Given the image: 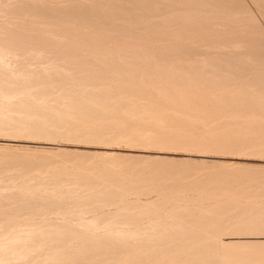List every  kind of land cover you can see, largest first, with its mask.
Here are the masks:
<instances>
[{"label":"rangeland","instance_id":"374dc122","mask_svg":"<svg viewBox=\"0 0 264 264\" xmlns=\"http://www.w3.org/2000/svg\"><path fill=\"white\" fill-rule=\"evenodd\" d=\"M19 2V0H16V2H15V0H14V2L17 4L18 2ZM27 1H28V3H27ZM29 1H33V0H26V2H25V0L21 3V2H19L20 4H22V5H26V6H24V7H22V6H20L21 8H19V6L17 7V5H16V7H17V9H20V10H23L22 8H26V7H29V3H31V2H29ZM35 1H37V0H35ZM33 2L31 5L33 6L32 8H31V12L32 11H34L33 9H35L36 11H35V13H36V16L35 17H40L42 14L43 15H45L46 16V14H45V12L47 13V17L49 16V18H51L52 17V19H49V18H46L45 16H42L43 18H44V20H43V18H42V20H41V18H40V20L38 21L37 19L38 18H35L34 17V20H32L33 21V23H32V21H31V23H29L30 21H29V19H27V18H25V16H22V14H20V13H22L23 11H25V10H23V11H18L17 12V14H16V8L15 7H13V9L15 10H12L11 8V11L12 12H15V13H13V14H11V11H10V14H9V12L8 11H6L8 8H9V6H5L4 4H0V10H3V12L4 11H6L5 13L7 14V12H8V14H9V16L7 17L6 15H3L2 14V12L0 13L1 15V17H2V15L3 16H5V17H7V18H0V21H2V22H0V23H3V24H1L0 26V28H1V30H3V29H5V30H8V29H6V28H10L9 30L11 31V29L13 30V32L16 30V28L18 27V28H20L21 27V25H23L24 26V28H20V30H24L26 27V29L22 32H20V30L18 29V30H16V35L13 33V34H10L11 32L9 31V33H8V31H5L4 30V33H5V35H6V32L9 34H7V36H8V39L11 37V38H15L14 40H16V38H17V40L16 41H12L13 39H11V42L14 44V46H16L15 45V42L17 43V41L18 40H20L21 41V43L23 42V40L24 39H26L27 41L26 42H28V39L27 38H29L31 41H34L32 38H33V35H35V32H33V30L31 29V28H34L35 30L34 31H36V29H37V33L38 34H36L34 37V39H37L38 40V38H42V36L44 35L45 37H44V39L42 38H40L41 39V41H43V40H45V41H43V43H48L47 44V46L46 47H44V45H46V43L45 44H43V47L44 48H42V43H41V41H40V39L38 40V42L39 43H41V45L37 42V43H32L31 41H29L30 43H32L33 44V46L32 45H30V43H29V45H27L26 43L24 44V43H22V44H24V45H22V47L20 48V50L22 51L23 50V48L24 49H26L25 47H23V46H25V45H27L26 47L28 48V50H30V51H28L29 53H33V50H32V48L34 47V46H36V47H34V53L33 54H35L36 53V50H37V52H39V49H45V50H48L49 48H50V50H51V52H52V56L53 57H60V56H63V55H66L68 52L69 53H74V52H70V51H72V50H74V49H77V48H79L78 50H77V52L80 50V46H83V48L84 49H88L89 47L88 46H90V45H92L90 48H92L93 46H98L97 47V49H96V47H94L92 50H93V53H98V52H100V54H101V51L102 50H98V48L99 49H101V48H103V49H105L104 50V52H103V54H105L106 55V50H108L109 52H110V50L112 51H114L115 50V52L114 53H116L117 51H118V53H119V56L120 55H122V57H124V58H121V56L120 57H118V54H116L117 56H116V58L118 57V58H121V59H125V62L124 63H126V65L124 64H121L123 67H126V68H123L121 65H112V64H110V62H106L105 60L106 59H103L104 57H103V54H101V55H99L100 57H101V59L102 60H104V61H99L98 62V60H100L99 59V56H98V54H97V56L95 55V54H93V53H89L90 51H88V52H86L83 48H81V50L80 51H82V49L86 52V53H88V54H90V55H88V56H86V57H83V55H84V52L82 51V54L80 53V56H79V52H78V54L75 52V54L77 55V56H79L80 58H79V60H80V62H83V61H85V63L83 64V63H81V65L82 66H84L86 69H88V70H91V68L93 69H95L96 71H94V69H93V71H91V73L89 72V71H86V73H85V76H86V74L87 75H89V73L91 74V76H94V77H98L99 75H100V78L98 77V78H95V81L97 82V84H96V82H94V80L92 79V82L95 84V85H97L95 88H94V84H93V88L91 89L90 87H83L84 89H86L88 92H96V93H94L96 96H97V98H96V96L95 95H90V96H88V97H90L91 99H93L92 100V104H93V106H91L93 109H92V111H89V109L91 110V108L89 107V109H88V107H86V113H85V107H84V105L87 103V102H80V101H82V100H79V99H77L76 97V99H77V102H76V99L74 98V97H72V98H74V99H72V98H65V100L64 99H62V103H65L66 105L64 106V104L61 106V105H53V106H57V107H60L61 109H62V112H63V115H62V112L60 111V109H58L57 107H53L51 104H50V106H47V105H49V104H45V106L44 107H53V108H56V110L57 111H60L61 112V114L60 115H58V114H56L57 113V111L55 110V109H53V108H51V109H53L54 110V112L52 113V111L53 110H51L50 111V109L49 108H42L41 109V107L40 106H43L42 105V102H43V95H41L40 94V96L38 95V96H36L35 97V100H34V102H36V103H34V105L36 106V104H37V106L35 107L33 104L32 105H30V107H33V109H30V107H26L27 109H24V110H22L23 108H24V106H19V105H16L15 107H12V108H14V112H15V114H14V112H12V111H9L10 112V114L11 115H14V116H17V114H19V111H21V113H24V114H26L27 115V118H32L33 120H36V122H34V123H36L35 125L37 126H30L31 128H27V126H24L23 127V129H24V131H23V129H19V130H17V129H15L16 131H14V129H12V128H14V126L11 124V123H13V122H10V123H4V122H1L0 123V127H2L1 125H3V123H4V125H6V126H4L3 125V127H4V129L3 130H5V131H3V130H1L2 128H0V148H1V150L0 151H2V152H4L5 150H9V149H12L13 151H15V153H21V152H23L24 154H25V152H27L26 153V156H28V157H31V156H35L36 155V157H34V158H37V157H40L39 156V154H41L42 153V155H41V157L43 156L44 158H46L47 157V154L49 155V153H50V155L52 156V154L54 155L55 154V156H54V158L55 159H57L58 161H59V159L60 160H62V159H65V161L64 160H62V161H64V162H61V161H59L60 163H62V166L64 167V168H66V166H69V167H72V168H74V167H77L79 164H80V166L81 167H84L85 166V168L86 169H88V168H94V169H88V171H90V173H93L94 171L95 172H97L98 170H101V171H99V172H97V173H99V174H101L100 172H102L103 171V173H104V169L107 167V163L109 162V161H112V163L114 162V160H116L113 164H112V167L114 166V168H116V167H118V165H117V163H119L120 164V170H121V168H126V166H127V164H128V166H129V168L127 169V170H130V168H131V170H133L132 172H133V174L134 173H136V171H138L136 174L137 175H133L132 174V172H130V176H129V174H127V172L125 171V174L127 175V176H125V174L122 172V174L119 176V178H120V180H117V179H119L117 176H116V174L114 175L113 174V179H114V181L112 180V182H114L113 184H115V182H116V184L115 185H117V184H119L118 182H120V184L119 185H121V186H123L125 183H127L129 180H127L128 178H130V181H131V183H132V185H133V187H134V185H136V184H134V181L135 182H138V187L139 188H141L140 186H141V184L143 185V183H139V181L140 182H144V184L145 183H151L152 182V177L153 178H158L157 180H155L156 181V183H155V181H153L155 184H153V187H151L152 189H154L155 188V185L156 184H159V183H161L160 185H161V188L160 189H162V188H164V187H168V186H171V185H173V184H175L174 186H172L173 188H177V187H179V182H175V181H180V183H181V187H183V188H185V186H184V183L186 184V185H188V186H186V188L188 189V190H190L191 188L189 187L190 185L192 186V188L194 189H191V190H193V191H189L188 192V190L186 189V191H182V194H183V196L184 195H186V199L184 198V197H182V200H180L179 198L182 196V194L180 193L181 192V190H180V192L178 191L179 189H177V190H173V192L172 191H170V192H172L173 194H171V193H168V192H166L165 190H163V191H160V194L159 193H157V192H152V194H151V192H149V193H147V194H143V192L140 190V192H141V196L140 195H137V194H139L140 192L138 191V190H136L135 191V189L136 188H138V187H136L135 186V189L134 190H130V192L128 193H126L124 196H111V198L113 197H115L114 199H112L113 201L115 200L116 201V203H115V201L113 202L112 200H110L111 198H108L111 202H110V205H108L109 204V201H108V199H107V197H106V199L104 198V197H102L101 199H103V201H104V203L106 202V201H108V203L106 204H104L103 202H100V203H98L97 204V202H96V204H94V205H92V208L93 209H97V208H94L93 206H95V207H98V209H97V211L95 212H93L94 214H96V216H97V214H98V212L99 213H104V210H106L107 212H105L104 214H100L99 216L101 217H99L100 218V221H101V226H103V225H105V224H107V223H109V222H111V220L112 219H115L116 221H120V222H122V221H124L125 220V218H126V215H128V216H132L133 218H135L134 217V215L133 214H135L136 215V213H131V211L132 212H134L135 211V209H139V206H141V203L143 204V203H146V202H141V201H148V202H150V203H152L153 204V206L150 204V207H153L152 209L154 210L153 211V213H152V215H157V216H155L154 217V219H156V217H157V219L156 220H161L162 219V222H165V223H169V222H172V221H174V223H176V224H180V225H186L185 224V222L186 221H190V222H193V223H196V224H194V228L196 229V228H198V229H194V228H190V226L189 227H187L185 230L187 231V232H185V230H182L183 232H182V234H179L178 236H176L175 238H177V237H179V239L181 238V240L183 239H185L184 240V242H179V241H176L177 243H175V242H173V245H172V243H170L169 244V246L171 245V246H178V244L180 245H184V246H187V245H185V242H187V244H189L188 243V237L187 236H189L188 234L192 231L191 229H193V230H195V231H198L199 229H201V226L203 225H201L200 223H203L204 222V224H206L207 225V227H209V226H212V225H214V227H217L214 223H213V221L211 222V220H209L210 218L208 217H205L204 218V216H203V214H204V212L205 211H207V210H210L211 208H210V206L211 207H213L214 208V206L216 205L217 206V204L218 203H220L221 204V206H218V207H216L215 206V209L216 210H218V213H220V212H226L225 213V218L227 217V216H229V214H236V210H237V212H238V210H244V211H242L243 213L241 214V216L243 215V217H241L242 219L244 218V220L242 221V219H241V221H240V224H242V225H240V228L242 227V231L241 230H239V231H241L240 233H242V234H238V232L239 231H235L234 233H236V234H234L233 233V235H230V234H228V233H226L225 235H224V232L222 231V233H223V236L221 235V234H219V235H221L220 236V238H221V240L219 239V241L220 242H223V243H226V242H239V243H248V242H252V241H254V243L257 241V242H264V232L262 233V232H256V230L257 229H255V227L254 226H256V228H257V225L255 224L254 226H253V224L254 223H257V222H259V218H257V217H259V213L257 214L258 216H256V214H254L255 212H253V210H256L255 208H257L258 207V205L259 204H264L262 201H264V117L263 116H261V118H260V116L259 115H261L260 114V112L263 114L264 113V109H263V102H259L258 100H256L255 99V97L257 96V93L256 92H252L251 90H250V88H249V90L248 89H246L249 85V83L250 82H255L254 84L253 83H250L251 85L250 86H254L256 83V85H255V87H258V90H259V88L261 89L260 90V94L261 95H263L264 96V71H262L261 72V70H260V72H258L257 71V73H254V75L252 76L251 75V72L250 71H252V69H251V67L248 65V67L247 68H249L248 70H247V68L245 69V70H242V71H247V73L246 74H248L249 73V75H247L246 77H248V80H245V81H243L242 82V85H240V86H236L235 88H231V86H228V85H224V83H222V85H221V83L219 84L218 82H220L219 80H217V79H215V77H214V73H213V76L211 77V79H210V74L213 72V69L211 68V67H207L208 69L209 68H211L210 70H208V69H204V72L202 73V74H200L201 75V78H200V76L199 75H196V73L198 72V71H196L195 73L193 72V74L191 73H189L190 74V76L192 75V77L194 76L195 78H192V77H190L189 76V74H188V71L189 72H191L190 70H192L190 67L193 65V64H191V62H190V60L189 59H192V58H190V57H192V55H190V57L189 58H187L186 59V57H188V55H186L185 54V52L188 50V52L190 51V50H196V52H200V54H202V55H208L209 56V54L210 53H214V51H215V53H216V51H217V53L216 54H218L219 56H222V58H221V60L223 59L224 60V58H225V60H227V58H229V60L231 61V62H238L237 60H236V58L238 59V57H240V59L241 60H243V62L245 61V60H247V59H250V60H254L255 58V60H258L259 61V63H261V67H263V65H264V57H261V56H264L263 54H264V0H258V1H253V0H202V2L204 3V2H206V3H209L210 1V3H209V7L210 6H212V7H210V9L212 10V9H218V10H232L233 9V11H238V8L242 5V7H240L239 8V10L240 11H248L249 12V14L251 15V18L252 19H255V22H254V20L253 21H251V20H248V21H243V22H240V20L238 21V20H235L236 22H233V20H232V22L230 21V23H229V21L228 22H225V20H224V23H223V20H222V22H220L221 20H219L218 18L215 20H213V18H212V20H209V19H211V18H208V17H210V15L208 14V15H205V14H203L202 16H200V15H197V16H199L198 18H195L194 20H196V21H190L189 20V18H188V20L186 19V22H185V18H184V16L182 15V13H181V8L182 7H184V6H179V7H181L180 9H179V7H178V5L176 6V4H174L172 1L170 2V3H168L167 5L165 4V6H164V3H163V1L162 0H155V1H157V4L155 3L154 4V6L152 5L154 2L152 1V0H150V1H152V2H150V1H147L146 0V2H142V0H141V2H140V0H138V2H135V1H137V0H131L132 2H133V5L136 3L137 4V8H136V6H133L132 4H129V2H130V0H128V3L126 2V0H124L125 1V4H129L130 5V7L131 8H136V9H138L139 8V10H140V13L138 12V10H136V9H134V10H132L133 11V13L131 14L130 12H132L131 10L130 11H128V10H125V8H126V6L127 5H125V4H122L124 1L123 0H120V1H123V2H121L120 3V6H121V4L122 5H124V8H117V10H116V6H117V4L116 5H113L114 4V0H110L111 2L109 3V2H107V1H109V0H104L105 1V5H107L106 3H108L109 5H108V7H110V4H112L113 5V9H111V10H113V11H111L110 10V8H112V7H110L109 9H108V7H106L108 10H110L111 12H109L107 9L106 10H104V8L102 9L104 12H102V10L100 9V8H102L103 6L105 7V5H103L102 3L103 2H101V1H103V0H100L99 2H98V4L100 3L101 4V6L99 7V9H97L98 8V4L96 5L95 4V2L97 1V0H94V3H92L91 4V1L92 0H90V2H89V0H87L88 2H86V0H59L58 2L55 0H43V1H46L45 3H46V6H47V8H48V10H52V11H49V13H48V10H45L46 9V6H45V4L43 5L42 3H41V1H39V3L37 2ZM50 1V2H49ZM62 1H64L63 3H67V1L70 3L71 2V4H72V1H73V3L74 4H76L77 5V3H78V5H80V7H81V5H82V8L80 9V7H77V10H78V14L76 13V15H74V16H76L77 17V15H79V14H81V15H79L78 17L80 18L79 19V21H81V20H83L84 18L86 19V16L88 15H90V14H93V13H96V12H98V10H100V12L101 13H96L97 14V16L99 15V14H103V13H105V15L103 16V15H99V17H102V18H99V19H101V20H99L98 19V17L96 16V14L94 15V16H96L95 18H94V16L92 17V18H90V21H92V19L94 18V22L92 21L91 23L86 19V21H85V23H86V25L85 26H87L88 24V22L90 23L89 25H92V23L94 24L95 22H96V25L99 23V21H102V19L104 20V22H102L103 24H105V22H106V24H108V25H106V26H111V27H113V28H111L110 30H109V28L108 27H106L105 26V29L106 28H108V30H107V32H109L110 33V35H107V32H104V31H106L105 29H102V28H104V26L103 25H101L100 23H99V26L101 27L100 29L98 28V25L96 26H94V27H92L91 28V26L90 27H83L82 25H83V21H82V24L80 23V25L81 26H77V25H79V23L76 25V24H74V23H77V21L75 20V22H73V20H74V18H76V17H73L72 16V18H73V20H72V18H68V19H66L67 21L65 22V16H66V14L64 15V17H63V13H62V11L64 12V10H65V12L64 13H69V11H67V10H71V8L72 7H74V6H72L71 4H69V5H71V6H66L67 8H69L70 7V9H67L66 7H65V9H63L64 7H61V4H59V3H62ZM118 1V0H117ZM120 1H118L117 3L119 4V2ZM144 1V0H143ZM199 3H202L200 0H197ZM260 1H261V3H260ZM11 2H13V0H11ZM25 2V3H24ZM51 3L52 2V4H49V3ZM58 3V6L60 7V9H61V11H60V9H59V12H61L60 14H59V12L58 11H55V9L56 10H58V6L56 7L55 5H57L56 3ZM77 2V3H76ZM85 4H84V3ZM162 2V3H161ZM212 2H213V4H212ZM218 2V3H217ZM226 2L228 3V5L226 4ZM15 3H13V4H15ZM42 4V5H40L41 7H39V10H40V8L42 9L43 8V10H42V13H41V10L39 11L38 10V5H35V4ZM62 3V4H63ZM66 3L65 4H63V6H65L66 5ZM88 3H90V5H92L91 7H92V9L90 10L89 9V11L88 12H90V11H92V12H90V13H88V12H84V13H87L86 14V16H84L82 13H83V11H85L86 9H88V8H91L90 7V5H88ZM97 3V2H96ZM116 3V2H115ZM172 3V4H171ZM220 3V4H219ZM231 3V4H230ZM256 3V4H255ZM262 3H263V5H262ZM68 4V3H67ZM93 4H95V6H93ZM135 4V5H136ZM150 4H151V6H150ZM161 4H162V6H164V7H162L161 6ZM171 4V5H170ZM224 6H222V5ZM261 4V5H260ZM4 6V9H6V10H4L3 9V6ZM12 5V4H11ZM11 5H10V7H11ZM30 5V6H31ZM52 5V6H51ZM84 5V6H83ZM88 5V7L86 8V9H84V7H86ZM111 5V6H112ZM129 5H128V7H127V9H129L130 7H129ZM148 5V6H147ZM155 5L157 6V8L159 7V10H158V12L159 13H161L162 11L160 10V8L162 7L163 8V14H165L164 15V17L163 18H161V17H158V16H156V14H155V11H157V10H155V9H157V8H155ZM216 5H217V7H216ZM220 6V8H219V6ZM239 5V6H238ZM252 5V6H251ZM37 6V7H36ZM43 6H45V7H43ZM52 8H51V7ZM115 6V7H114ZM119 6V5H118ZM117 6V7H118ZM168 6V7H167ZM171 6H172V8H171ZM216 8H215V7ZM221 6H222V8H221ZM36 7V8H35ZM76 7V6H75ZM96 7V8H95ZM142 7V8H141ZM147 7V8H146ZM149 7V8H148ZM170 7V8H169ZM174 7V8H173ZM177 7V8H176ZM214 7V8H213ZM229 7V8H228ZM231 7V8H230ZM235 7V8H234ZM30 8H29V10H30ZM54 8V9H53ZM82 11V9H83V11H82V13H80L81 11H79V9ZM93 8H95V10L97 9V11H93ZM130 8V9H131ZM151 8V9H150ZM155 8V9H154ZM185 8V7H184ZM188 8H190L189 6H188ZM237 8V9H236ZM242 8H244V10L242 9ZM262 8V9H261ZM76 9V8H75ZM119 9V10H118ZM124 9V10H123ZM144 9V10H143ZM167 9V10H166ZM180 10L179 12L178 11H176V10ZM235 9V10H234ZM250 9V10H249ZM9 10V9H8ZM73 10V11H72ZM72 12H77V10H75L74 11V9L72 8ZM142 10V11H141ZM151 10H153L154 11V15L157 17V19H156V17L153 15V13L151 12ZM172 12H171V11ZM262 10V11H261ZM38 11V12H37ZM44 11V12H43ZM54 11V12H53ZM109 12L108 14H109V16L108 17H114V18H110V20L108 19V17L106 16L107 15V12ZM124 11H125V13H124ZM127 11H128V14H126L127 13ZM149 11V12H148ZM161 11V12H160ZM20 12V13H19ZM26 12V11H25ZM25 12H24V14L23 15H27L28 13L26 12V14H25ZM58 12V15L56 14ZM112 12H114V13H112ZM116 12V13H115ZM118 12V13H117ZM144 14H143V13ZM145 12L147 13V14H149V19L147 18L148 17V15H146L145 14ZM178 14H177V13ZM34 13V12H33ZM34 13V14H35ZM37 13H40L41 15L40 16H38L37 15ZM51 13H52V15L53 16H50L51 15ZM53 13H55L56 14V16H54V14ZM122 13V14H121ZM130 13V14H129ZM135 13H137V16L135 15ZM138 13L141 15V16H143L144 15V17H141L140 19L138 18ZM174 13V14H173ZM180 13V14H179ZM30 14V13H29ZM29 14H28V16H29ZM70 14V13H69ZM69 14H67V15H69ZM72 14H75V13H72ZM72 14H70V15H72ZM111 14V15H110ZM134 14V15H133ZM143 14V15H142ZM150 14H151V17H150ZM168 14V15H167ZM16 15H18V17H19V15H21L23 18H22V21L24 22L23 24H22V21H20V19L21 18H19L18 19V17L16 18L15 16ZM32 15V17L34 16L33 14H30V16ZM59 15H61V16H59ZM69 15V16H70ZM127 15V16H126ZM131 15H133V16H130ZM147 17H146V16ZM154 17H153V16ZM167 15V16H166ZM81 16H83L84 18H82L81 19ZM91 16V15H90ZM126 16V17H125ZM206 16H207V19H206ZM10 17V18H9ZM56 17H60V19H62V20H60V19H58V18H56ZM63 17V18H62ZM68 17V16H67ZM66 17V18H67ZM78 17H77V19H78ZM104 17L106 18V19H104ZM140 17V16H139ZM204 17V18H203ZM260 17H262V18H260ZM53 18H55V19H53ZM133 18V19H132ZM144 18V19H143ZM182 18V19H181ZM7 19H8V24H7ZM12 19H14V21L12 20ZM15 19H18V22H17V20H16V22H15ZM95 19H98V20H95ZM136 19V21H134ZM148 19V20H147ZM152 20V22H151V20ZM201 19V20H200ZM11 20H12V23H11ZM29 22H28V21ZM62 21V22H60V21ZM68 20L70 21V22H68ZM107 20V21H106ZM143 20V21H142ZM145 20V21H144ZM197 20H199V21H197ZM26 21V22H25ZM41 21V22H40ZM47 21H48V23H47ZM58 21H59V23H58ZM88 21V22H87ZM97 21H98V23H97ZM109 21H112V22H109ZM157 21V22H156ZM162 23H161V22ZM184 23H182V22ZM219 21V22H218ZM242 21V20H241ZM9 22L13 25H11V24H9ZM28 22V23H27ZM40 22V23H39ZM68 22V24L69 23H71V22H73L72 24H74V25H68V28H69V30H68V28H67V23ZM136 22V23H135ZM146 22V23H145ZM160 22V23H159ZM171 22V23H170ZM193 22V23H192ZM197 22V23H196ZM238 22H240V23H238ZM248 22L250 23L251 22V24H248ZM109 23H112V24H109ZM113 23H118V24H113ZM153 23V24H152ZM155 23H156V25H155ZM164 23V24H163ZM169 23V24H168ZM216 23V24H215ZM223 23V24H222ZM236 23V24H235ZM33 24V25H32ZM42 24L44 25V26H42ZM46 24H48V25H46ZM49 24L51 25V26H49ZM53 24V25H52ZM58 24V25H57ZM158 24V25H157ZM200 26H199V25ZM30 25H32L31 27H30ZM54 25H55V27H54ZM61 25V26H60ZM77 26V28H76V26ZM116 26L117 28L118 27H120V25L122 26V27H120V28H123L122 30L124 31V32H122L123 33V35L121 34V33H118V32H121V30H120V28H118L119 29V31H117V35H115V36H118V34H119V38L118 37H116L117 39H115V38H113V39H110L109 37L112 35V36H114L110 31L112 30V29H117L116 27H114V26ZM118 25V26H117ZM150 25V26H149ZM165 25V26H164ZM219 25V26H218ZM231 25V26H230ZM248 25V26H247ZM3 26H5V27H3ZM60 26V28H58ZM72 26H75V28L74 27H72ZM145 26V27H144ZM153 26V27H152ZM3 27V28H2ZM29 27V28H28ZM43 27H45V28H47V27H53L54 28V30H53V28L51 29L52 31H53V33L51 32V30H50V28H47L46 30H45V28H43ZM71 27V28H70ZM81 27H83V29H87V30H89L88 28H91V29H93V31L92 30H90V31H86V30H82V28ZM195 29H194V28ZM224 27V28H223ZM228 27H231V28H228ZM39 28H42V29H40L39 30ZM56 28V29H55ZM62 28H63V30H65L64 28H67V31H65V33L62 31ZM79 28H81V30H79ZM96 30H95V29ZM223 30H222V29ZM246 28V29H245ZM48 29L50 30V31H48ZM58 29V30H57ZM99 29V30H98ZM117 29V30H118ZM232 29V30H231ZM30 30H32V31H30ZM42 30V31H41ZM57 30V31H56ZM59 30H61L62 32H60ZM72 31L71 33H72V36H71V33L70 32H68V31ZM75 30H78V31H80V32H84V31H86L85 33L87 34V36H86V34L84 33V35L86 36V37H89V35H90V38H85L84 36H83V34H81L80 32H78V34L79 35H77V39H80V40H76V41H74L75 40V38H74V36L77 34V32L75 31V33L76 34H74L73 32ZM103 30V31H102ZM115 30H112V31H115ZM158 30H160V31H158ZM165 30V31H164ZM221 30V31H220ZM230 32H229V31ZM17 31L19 32L18 34H17ZM28 31H30V33L31 32H33V33H31L30 34V36L28 35L29 34V32ZM135 31V32H134ZM152 31V32H151ZM200 31V32H199ZM207 33H206V32ZM225 31V32H224ZM228 33H227V32ZM238 31V32H237ZM255 31V32H254ZM51 34H50V33ZM55 32H58L59 33V36H58V38L60 39L63 35L64 36H70L68 39H67V37H62V42H64V41H68L70 38H72L73 39V41H72V43H71V48H72V50L70 49V47H68V46H70V45H68L67 46V44L65 43V45L67 46L66 48L64 47L65 45L63 44V43H60L59 42V46H60V44L61 45H63V46H61V47H58L59 49H62L63 47L66 49V53H64L65 52V50H64V52H62L63 50H61V52H60V50L56 47V43L54 44L53 43V39L52 38H49V36L50 37H53L55 34L56 35H58V33H55ZM95 32V33H94ZM161 32V33H160ZM182 32V33H181ZM204 32H205V34H204ZM219 32V33H218ZM28 33V34H27ZM92 35H91V34ZM98 33V34H97ZM108 33V34H109ZM114 33V32H113ZM115 33H116V31H115ZM127 33H129V35L127 34ZM187 33V34H186ZM199 33H200V35H199ZM222 33V34H221ZM227 33V34H226ZM43 34V35H42ZM54 34V35H53ZM62 34V35H61ZM66 34V35H65ZM74 34V35H73ZM89 34V35H88ZM231 34V35H230ZM234 34H236V35H234ZM241 34V35H240ZM247 34V35H246ZM260 34V35H259ZM11 35H15V37L14 36H11ZM26 36V35H28V37H19V36ZM32 35V36H31ZM38 35V38L36 37ZM42 35V36H41ZM54 36L55 38H57V36ZM155 35V36H154ZM233 35V36H232ZM243 35V36H242ZM7 36H5L4 38H7ZM16 36H18V37H16ZM40 36V37H39ZM61 36V37H60ZM81 36H83L84 37V39H88V41L90 40V39H92V41H89V42H91V43H88V41L87 40H85V43H86V41H87V43H86V45L88 44V46H86L85 47V44L83 43V45L81 44V42L82 41H84L83 40V37H80ZM93 36V38H91ZM99 36V37H98ZM111 36V37H112ZM114 36V37H115ZM123 36V37H122ZM126 36V37H125ZM79 37V38H78ZM149 37V38H148ZM153 37V38H152ZM175 37V38H174ZM180 37V38H179ZM233 37V38H232ZM20 38V39H19ZM23 38V39H22ZM96 38V39H95ZM103 38V39H102ZM108 38V39H107ZM152 38V40L150 41V39ZM156 38V39H155ZM158 38V39H157ZM8 39H5L4 41H5V43L7 44V40ZM10 39H9V41H10ZM59 39L57 40V41H59ZM82 39V40H81ZM99 39H101V41L103 42V43H99V42H101ZM146 39V40H145ZM155 39V40H154ZM154 40V41H153ZM163 40V41H162ZM242 40V41H241ZM248 42H247V41ZM4 41H2V42H4ZM8 41V42H9ZM56 41V39L54 40V42H57ZM71 41V40H70ZM98 41V42H97ZM160 41V42H159ZM185 41V42H184ZM253 41V42H252ZM1 41H0V43H2ZM10 42V43H11ZM19 42V41H18ZM35 42H36V40H35ZM77 42V43H76ZM80 42V46H78L79 43ZM94 42V43H93ZM11 43V44H12ZM70 43V42H69ZM68 43V44H69ZM76 43V44H75ZM107 43V44H106ZM248 43H249V45H248ZM36 44H39V45H36ZM49 44L51 45V47L49 46ZM73 44H74V46H73ZM78 44V45H77ZM97 44H101V48L99 47L100 45H97ZM106 44V45H105ZM206 44V45H205ZM242 44V45H241ZM20 46V42H19V44L17 43V46ZM53 45H55V46H53ZM75 45H77L78 47H76ZM102 45H105V46H103L102 47ZM213 47H212V46ZM7 46H8V44H7ZM16 46V47H17ZM31 46V47H30ZM39 46V47H38ZM41 46V47H40ZM54 47V49L52 50V48ZM57 46H58V42H57ZM120 46V47H119ZM125 46V47H124ZM128 46V47H127ZM231 46V47H230ZM255 46H257V47H255ZM259 46V47H258ZM13 45L10 47V45H9V48L11 49V50H14L13 48ZM38 47V48H37ZM55 47L58 49V51H56L55 50ZM75 47V48H74ZM107 47V48H106ZM109 47V48H108ZM113 47V48H119V50L117 49H111V48ZM123 47V48H122ZM184 48V49H180V48ZM217 47V48H216ZM229 47H230V51H229ZM236 47V48H235ZM245 47V48H244ZM8 48V49H9ZM18 48V47H17ZM16 48V49H17ZM30 48V49H29ZM69 48V49H68ZM90 48H89V50H90ZM124 48H126V49H130V50H127L126 51V49H125V51L124 50H122L121 51V49H124ZM193 48V49H192ZM205 48V49H204ZM210 48V49H209ZM215 48V49H214ZM234 48V49H233ZM254 48V49H253ZM9 49V50H10ZM15 49V50H16ZM143 49V50H142ZM165 51H164V50ZM180 51V52H182L183 50V53H181V54H183L184 56V58L182 59V55H175V56H173L175 53L176 54H180V52L178 51V50ZM207 49V50H206ZM260 49V50H259ZM19 50V49H18ZM17 50V51H18ZM67 50H68V52H67ZM70 50V51H69ZM92 50H91V52H92ZM96 50V51H95ZM98 50V51H97ZM151 50V51H150ZM156 50H158L157 52H156ZM159 50H160V52H159ZM164 51L165 53H167L168 52V54H169V50H171L170 51V55H172L173 56V58H172V56H170V55H165V53L164 52H161V51ZM174 50H177V51H173ZM233 50H235V51H233ZM258 50V51H257ZM21 51H18V52H15V53H18L19 54V52H21ZM27 50H24V52H22L23 54H27L28 52H26ZM42 51V50H41ZM57 53H56V52ZM121 51V52H120ZM129 51H131V52H129ZM156 52V54L158 53L159 54V56H158V59H157V55H155V53L153 54V52ZM192 51L190 52V53H192ZM122 52H124V53H122ZM126 52H127V54L129 55V60H128V57H126V56H128L127 54H126ZM178 52V53H177ZM187 52V53H188ZM204 52H207V53H209V54H207V53H205V54H203ZM236 52V53H235ZM19 54V55H21V57H24V56H22L23 54ZM60 53H61V55H60ZM68 53V54H69ZM111 53V52H110ZM108 54V55H111L112 54V56L111 57H114L113 56V53H111V54ZM122 53V54H121ZM133 53V54H132ZM161 53H163L162 54V56H166L165 58L167 59V61L170 59L171 61H172V63H175V64H171V61L169 62L168 61V63H166L167 61H166V59L165 58H163V57H161L160 58V56H161ZM214 53V56H213V54L211 55L210 54V58L213 56L214 58H215V54ZM258 55H257V54ZM17 54V55H18ZM28 55V56H32V55ZM55 54V55H54ZM74 54V55H75ZM124 54V55H123ZM147 54V55H146ZM153 54V55H152ZM225 54V55H224ZM230 54H232V55H230ZM82 55V56H81ZM85 55H87V54H85ZM84 55V56H85ZM115 55V54H114ZM186 55V56H185ZM218 55H216V57H218ZM94 57V59L91 61V58H93ZM168 56H169V58H168ZM177 56H179V58L177 59L178 61H181L182 63H180L179 62V64H180V67H179V65H176L177 63L176 62H178V61H175V62H173V60L174 59H176L177 58ZM225 56V57H224ZM231 58H235L233 61H232V59H230V57ZM245 56V57H244ZM253 56H255V57H253ZM20 57V56H19ZM25 57H27L26 55H25ZM24 57V58H25ZM98 57V60L96 61V58ZM106 57H107V55H106ZM227 57V58H226ZM245 58V60H244V58ZM249 57H253L252 59L251 58H249ZM24 58H20V59H23L24 60ZM81 58H84V59H82L81 60ZM90 59V61H89V59ZM127 58V59H126ZM130 58H131V60L132 59H136V60H133V62L135 61V62H137V61H141V62H138V63H136V64H134L131 60H130ZM138 58V59H137ZM139 58H141V59H139ZM143 58V59H142ZM219 58V60H220V57H218ZM29 59H31V58H29L28 57V59H26L25 58V60H26V62L28 63L29 61H31L32 62V59L31 60H29ZM87 59H88V62H90L91 64H93V65H95L96 63H98V64H96V66L94 67L93 65H91L90 63H88L87 62ZM260 59V60H259ZM25 60H24V63H26L25 62ZM27 60H29V61H27ZM192 60H194V59H192ZM220 60V61H221ZM224 60V62L223 63H225L226 61ZM236 60V61H235ZM239 60V59H238ZM94 61V62H93ZM127 61H131L130 63H128ZM150 62V64H149V62ZM186 61H187V63H186ZM86 62L88 63V66L90 67V68H87V64H86ZM96 62V63H95ZM102 62H104V64L102 63ZM142 62H143V65H142ZM222 62V61H221ZM229 61H227V63H228ZM233 62V63H234ZM23 63V62H22ZM25 64V66L26 67H28L27 65L30 63H28V64ZM95 63V64H94ZM107 63H108V65H107ZM132 63V64H131ZM233 63L231 64V65H233ZM40 64V63H39ZM39 64H37L38 66H35V65H32L31 67H33V68H36V67H38V69H40L39 67H41V66H43L42 64H40V66H39ZM128 64H130V65H128ZM137 64H139L140 66H138V67H135V66H131V65H137ZM154 64V65H153ZM157 64V66H155ZM168 64V65H167ZM170 64H171V66H170ZM187 64V65H186ZM263 64V65H262ZM104 65V66H103ZM106 65H107V67H106ZM109 65H111V67H110V69H108L109 68ZM129 66V69L127 68L128 66ZM148 65V66H147ZM151 65V66H150ZM176 65V66H175ZM181 65H182V67H181ZM195 65V64H194ZM193 65V66H194ZM234 65H239L238 63H236V64H234ZM232 66L233 68L231 69L232 71H234V72H238V68H237V66ZM44 66H46V65H44ZM43 66V67H44ZM118 66L120 67L121 66V68H119L118 69ZM153 66V67H152ZM155 66V67H154ZM172 66H174L173 68H171ZM185 66V67H184ZM43 67H41V68H43ZM98 67H100L101 68V70L98 68ZM115 67V68H114ZM131 67H133L134 69L136 68L137 70H138V72H134V69L133 68H131ZM145 67V68H144ZM161 67V68H160ZM165 67V68H164ZM178 67V68H177ZM111 68H112V70H111ZM118 69L119 71H123V72H121V74L119 73V71L118 70H115V69ZM130 68L131 69H133V71H131L132 73H130L129 71H130ZM138 68H142V70L144 71V72H146V74H147V77L145 76L144 78H143V76H142V74H145L144 72H142V71H139V69ZM169 68H171V69H169ZM177 68V69H176ZM180 68V69H179ZM183 68V69H182ZM189 69L188 71L187 70H185V69ZM106 69V70H105ZM125 69V70H124ZM136 69H135V71H136ZM148 69V70H147ZM179 69V70H178ZM237 69V70H236ZM242 69V68H241ZM251 69V70H250ZM98 70L101 72V73H103L104 71L103 70H105V72L103 73L104 75H102L101 76V74L100 73H98L97 74V72H98ZM114 70V71H113ZM141 70V69H140ZM160 71V72H162V73H160V72H158V71ZM181 70V71H180ZM183 70H185V71H183ZM206 70H208L207 72H206ZM103 71V72H102ZM117 71V72H116ZM125 71H126V73H125ZM127 71H128V73H127ZM149 71V72H148ZM153 73L152 74V76H151V72ZM157 71V73L158 74H156V75H158V76H156L155 75V72ZM201 71V70H200ZM211 71V72H210ZM242 71H240L239 70V72H242ZM92 72H96V73H94V74H96V75H98V76H96V75H94ZM115 72L117 73V74H115ZM108 74L109 73V77L111 76V74H113L112 76H113V78H112V76H111V78L110 79H108L109 77H107L106 78V74ZM140 73V74H139ZM118 74H120L121 76H119ZM125 75L126 76V78H128V79H126V78H124V76L123 75ZM129 74V75H128ZM160 74L163 76H160ZM178 74H180V75H178ZM185 74V75H184ZM205 74V75H204ZM206 74H208V76L206 75ZM130 76V78H133V79H130L128 76ZM135 75V76H134ZM137 75V76H136ZM139 75H140V77H139ZM150 75V77H148ZM198 76V78L196 77V76ZM90 76V75H89ZM90 76V77H91ZM104 76V78H101V77H103ZM135 77V80H134V77ZM142 76V77H141ZM157 77V79L156 78H154V77ZM183 76V77H182ZM219 76V75H218ZM254 78L255 76H258L256 79L254 78H252V77ZM75 77H77V75L75 76ZM78 77H80V76H78ZM77 77V78H78ZM119 77V78H118ZM137 77H139V81L141 82V86H142V88H143V85L144 84H146L144 87L146 88V89H149L150 90V92L152 93H154V96H153V94H152V96H151V99H154V97L155 96H157V98H155V99H158L159 97H160V99H163V98H161V95H162V97H166L165 98V100H167V101H165V103H167V104H165L164 103V101H162V100H160V99H158L157 100V102L159 101H161V104L163 103L164 105H162L161 106V104H159V102L158 103H155L156 102V100L154 99V101L152 102L151 101V99L149 100V101H151V102H147L146 100H147V98H146V96L144 95V94H146L147 92H148V94L149 95H147V97H149L150 95H151V93H149V91H144V92H142L143 91V89L141 88L140 90V92H139V86L140 85H138V84H140V82L137 80ZM159 77H160V79H161V81L158 83V81L160 80L159 79ZM181 78L180 80L179 79H177L178 80V83H177V80H176V78ZM91 78H93V77H91ZM106 78V79H105ZM141 78V79H140ZM184 80H183V79ZM204 78H206V79H204ZM259 78H260V80H259ZM97 79H99L98 81H97ZM103 79V80H102ZM108 79V80H107ZM112 79V80H111ZM118 79H120V80H118ZM122 79V80H121ZM143 79V80H142ZM145 79H146V81L148 82V81H151L152 83H153V81H155L156 83H153V85L151 84H149V83H147V82H145ZM150 79V80H149ZM153 81H152V80ZM159 79V80H158ZM174 79V80H173ZM208 79V80H207ZM101 80V81H100ZM114 80H117L118 82L119 81H123V80H126V81H124V82H127L128 83V81L130 82L129 84H127V85H125V83H123L124 84V86H123V84H122V86H121V82H120V84L119 83H117V82H115ZM142 80V81H141ZM171 80H172V82H171ZM200 82H199V81ZM204 82H203V81ZM253 80V81H252ZM105 81V83H107V85H105V83H102V82H104ZM107 81V82H106ZM109 81V82H108ZM111 81V82H110ZM112 81H113V83H112ZM132 81H133V83H134V85H135V83L138 85V88L135 86L134 88L132 87L133 85V83H132ZM135 81H137V82H135ZM144 81V82H143ZM175 83H174V82ZM180 81V82H179ZM209 83H208V82ZM258 81V82H257ZM33 82V83H32ZM78 82H85V81H78ZM101 82V83H100ZM183 82V83H182ZM202 82V83H201ZM31 83H32V85H31ZM31 83H29L28 84V89L30 90V88L29 87H31V86H33L34 88H33V91L35 90V92L36 91H38V89L39 88H41V87H43V83L42 84H40L39 82H36V81H31ZM35 83V84H34ZM38 83V84H37ZM109 83H110V85H109ZM117 85H116V84ZM162 83V84H161ZM204 83V84H203ZM207 83V85H205ZM34 84V85H33ZM113 84V85H112ZM115 84V85H114ZM118 84L120 85V86H118ZM147 84L148 85H150V86H147ZM154 84H155V86L158 84V85H160V87H165V88H163V90H162V88L160 89V88H157V87H159V86H156V89L158 90H162V91H164V92H162L161 94L155 89V86H154ZM181 84H182V86L183 87H185V88H183L182 86H181ZM244 84H246V87H244L245 85ZM100 85H102L101 87H100ZM128 85H130V86H128ZM132 85V86H131ZM165 85V86H164ZM178 85H180V87L178 86ZM185 85V86H184ZM214 86V88L213 89H215L216 87V89H219V91L217 92V91H214L212 88L210 89L209 87H213ZM109 86V87H108ZM116 86V87H115ZM153 86V87H152ZM174 86V87H173ZM224 86V88H222V87ZM227 86V88H225ZM242 86V87H241ZM262 86V87H261ZM13 87V91H12V88ZM16 86L14 85V86H12L11 85V87H10V89H9V93H14V88H15ZM37 87H38V89H37ZM102 89H100V88ZM105 89H104V88ZM109 88V89H107V88ZM111 87H113V88H115L114 90H116L115 92L112 90V89H110ZM32 88V87H31ZM36 88V89H35ZM121 88V89H120ZM153 88V89H152ZM167 88L168 89H170L171 88V92L173 93L174 92V96H170L169 97V95L171 94V93H169V91L167 90ZM173 88V89H172ZM175 88V89H174ZM183 88V89H182ZM192 88V89H191ZM16 89V88H15ZM42 89V88H41ZM90 89V90H89ZM104 89V90H103ZM124 89H126L127 90V94L129 93V92H131L130 94H129V96L127 95V94H125V90ZM132 89H133V91H132ZM155 89V90H154ZM184 89H187L186 91H184V92H181V90L183 91ZM199 89V90H198ZM241 89V90H240ZM257 89V88H256ZM97 90H101L100 91V93H102V94H98V91ZM119 91V93L121 94V95H119L118 93H116V92H118ZM129 90V91H128ZM136 92H135V91ZM166 90H167V93H166ZM172 90H175L176 92H177V94L179 95H181V96H183V98H181V97H178V95H176V93H175V91H172ZM263 90V91H262ZM30 91H32V89L30 90ZM39 91H40V89H39ZM112 93H111V92ZM123 91V93H121ZM228 92V93H226V92ZM16 92H17V90H16ZM15 92V93H16ZM110 92V95L112 96V98H114V100H115V102H113V99H110L111 98V96L108 94ZM132 92L133 93H135V94H137V95H135V94H132ZM146 92V93H145ZM179 92V93H178ZM187 92V93H186ZM194 92V93H193ZM219 92L220 93H222V95L224 94V96H222L221 94H219ZM246 92V93H245ZM251 92H252V95H251ZM262 92V93H261ZM103 93H104V95H103ZM114 93V94H113ZM143 93V94H142ZM156 93H158L159 94V97H158V95L156 94ZM169 93V95H165V94H168ZM233 93L234 94H237V95H235V97H236V99L239 101L238 103H237V100L235 101V97L233 96ZM255 93V95H253ZM113 94V95H112ZM115 94H117L116 96H115ZM156 94V95H155ZM197 94V95H196ZM200 94H202V96L200 95ZM206 94V95H205ZM227 94L229 95L228 97H227ZM13 95H15V96H13L12 98L13 99H11L10 101L13 103V101L14 102H16V101H18V94L16 93V94H13ZM101 95V96H100ZM109 95V96H108ZM123 95V96H122ZM127 95V96H126ZM132 95H134V96H145V99L142 97H140L142 100H140V98L139 99H137V98H135V97H133ZM176 95V96H175ZM218 95V96H217ZM100 96V97H99ZM104 96H106L108 99H105L106 97H104ZM121 96V97H120ZM131 96V97H130ZM192 96V97H191ZM200 96H201V98H200ZM230 96H232V97H230ZM92 97H94V98H92ZM100 99H99V98ZM102 97V98H101ZM129 99H128V98ZM153 97V98H152ZM172 97V98H171ZM176 97H178V98H176ZM189 97H191L193 100H191V98H189L191 101V103L189 102V104H190V106L188 107V106H183L182 107V105H184V104H182V103H180L179 101H181L180 99H185L184 101L182 100V102L183 103H185V101H189V99L188 98ZM212 97V98H211ZM214 97H215V99H214ZM40 98V99H39ZM136 99L135 101H136V103L134 102V100H131V99ZM150 98V97H149ZM148 98V99H149ZM167 98H171V100L170 99H167ZM180 98V99H179ZM187 98V99H186ZM207 98H211V100L213 99L214 100V102H215V100L217 101V103H220V108L218 107V108H216L218 105H217V103H213L211 100L210 101H208L207 102ZM218 100H217V99ZM96 99V100H95ZM176 99H178V101L176 100ZM245 100V101H243V100ZM248 99V104H251V105H253V106H251L252 107V109H253V107H255L254 109H255V112L254 113H251L250 114V112H253L254 111V109H253V111H249V109L248 108H246L247 106L249 107V105L247 104V100ZM253 99V100H252ZM38 100H41V101H38ZM72 100V101H71ZM98 100H100V101H98ZM103 100H107L106 101V103H105V101H103ZM118 100H119V102H118ZM121 100V101H120ZM126 100H127V102H126ZM129 100H131V101H133L132 103H131V101H129ZM138 100V101H137ZM140 100V101H139ZM178 102V103H175V104H177V105H175V104H172V102L174 101V102H176V101ZM227 100H229V102L227 101ZM38 101V102H37ZM66 101V102H65ZM71 101V103H69V102ZM74 101V102H73ZM78 101H79V105H77L78 104ZM97 101V102H96ZM108 101H111V104H110V102H108ZM123 101H125V103H129L131 106H129V104H122L123 103ZM129 101V102H128ZM168 101H169V103H171L170 105H169V103H168ZM207 102V103H205V102ZM225 101V102H224ZM240 101H241V103L243 104L244 102V104H243V106H244V108L242 107V104L240 103ZM243 101V102H242ZM252 101H254V102H252ZM258 101V102H257ZM10 102V103H11ZM67 102H68V104H67ZM95 103V105L97 106H95L94 105V103ZM98 102H100V103H98ZM113 102V103H112ZM116 102H118V103H116ZM120 102H122L121 103V106H123V107H120ZM139 102V103H138ZM142 102H145V103H142ZM186 102V103H187ZM197 103V106H196V103ZM212 102V103H211ZM228 102V103H227ZM61 103V104H62ZM73 103V104H72ZM75 103H77V104H75ZM83 104V106H81L82 104ZM90 103H91V101H90ZM98 103V104H97ZM106 105H105V104ZM108 103H109V105H112V107L110 108L109 107V105H108ZM148 103V105H146L147 107H148V109L145 107V105H142V104H147ZM157 104V105H155L156 107H160L159 109H160V111H159V109L158 108H156V109H158V111L154 108V106L153 105H151V104ZM199 103H201V104H199ZM210 103V104H209ZM227 105V106H231L230 108H228L225 104ZM232 103V104H231ZM236 103V105L234 106V104ZM260 103H262V104H260ZM38 104H39V106H38ZM76 106H75V105ZM101 104V105H100ZM114 104H116V105H119V107L120 108H126V110L125 109H120L118 106H113ZM179 104V105H178ZM182 104V105H181ZM189 104H187V105H189ZM193 104V106L195 107H193V106H191ZM239 104H241V105H239ZM255 104V105H254ZM256 104H260V105H258V106H256ZM108 105V106H107ZM134 105H135V107H134ZM160 105V106H159ZM166 105V106H165ZM186 105V104H185ZM208 105V106H207ZM216 105V106H215ZM238 105H239V108L241 107V108H243V109H241V111L243 110L244 111V109H245V111L243 112L244 114H245V112L247 113V114H243L242 112L240 113L239 111H237V112H235L233 109H235V110H237V109H239L238 108ZM245 105H247L246 107H245ZM18 106V107H17ZM69 106V107H68ZM99 106V107H98ZM101 106V107H100ZM104 106V107H103ZM128 108H127V107ZM153 106V108H151V107ZM165 106V107H164ZM168 106H169V108H168ZM223 106H224V108H223ZM237 106V107H236ZM260 106H262L261 108H260ZM23 107V108H22ZM66 107L68 110L70 109L71 111H69L68 112V110L67 109H64V108ZM76 107L77 108H79L80 107V109H76ZM109 107V108H108ZM117 107V108H116ZM133 107H134V109H133ZM143 107V108H142ZM163 107V108H162ZM177 107V108H176ZM194 109H193V108ZM232 107H234V108H232ZM22 108V109H21ZM29 108V109H28ZM40 109V111L42 110L43 111V114L45 113L46 115H47V113H48V111H49V113H48V115L46 116L45 114L43 115V121H41L42 120V118H39L40 116L39 115H41V117H42V114H39V113H42V111L40 112V111H38L39 109ZM81 108H83V109H81ZM115 110H114V109ZM134 110H132V109ZM190 108V109H189ZM204 108V109H203ZM250 108V107H249ZM257 108H260V110H262V111H260L259 109H257ZM19 109V110H18ZM34 109H36L35 111H34ZM48 109V110H47ZM100 111V113H99V111ZM101 109V110H100ZM103 109H104V111H103ZM118 109V110H117ZM138 109H140V110H138ZM149 111V112H147V110ZM151 109V110H150ZM163 109V110H162ZM175 109V110H174ZM216 109H217V111L219 110V112L217 113V111H216ZM239 109V110H240ZM256 109H257V111H256ZM11 110V109H10ZM13 110V109H12ZM18 110V111H17ZM26 110V111H25ZM30 110V111H29ZM31 110H33L32 112H33V114L36 112V114H34V115H31L30 113H28V111L29 112H31ZM64 110V111H63ZM67 110V111H66ZM73 110H75V111H77V112H75V111H73ZM78 110H80V112L78 113ZM110 110V111H109ZM116 110H117V112L119 113V114H121V115H124V116H119V114L118 113H116ZM120 110V111H119ZM130 110V111H129ZM152 110H155V111H152ZM214 110V111H213ZM250 110H251V108H250ZM47 113H46V112ZM56 111V112H55ZM108 111V112H107ZM127 111V112H126ZM136 111V112H135ZM140 111V112H139ZM146 111V112H145ZM151 111V112H150ZM209 111V112H208ZM214 112V113H212V112ZM233 111H234V113H233ZM12 112V113H11ZM39 112V113H38ZM67 112V114H65ZM82 112V113H81ZM88 112H90V115H89V113ZM95 114H94V113ZM103 112V113H102ZM111 112H112V114L116 117H114L112 114H111ZM122 112V113H121ZM124 112V113H123ZM125 112H126V114H125ZM129 112V113H128ZM132 112V113H131ZM135 112V113H134ZM141 112H145V115H143ZM205 112V113H204ZM221 112V113H220ZM38 113V114H37ZM52 113V114H51ZM68 113H69V115H68ZM73 113V114H72ZM76 113H78L79 115L81 114V116H79L78 114H76ZM88 113V114H87ZM92 113V114H91ZM107 113H110V115L109 114H107ZM115 113V114H114ZM133 114L132 116H131V114ZM138 113H140V114H138ZM168 113H169V116H168ZM181 113V114H180ZM206 113H207V115H206ZM225 114V115H223V114ZM230 113H233L234 115H230ZM249 113V114H248ZM257 114V116L256 115H254V114ZM49 114H51V115H54V114H56L54 117L52 116L51 117V115H50V117L51 118H49L48 116H49ZM96 114H99V115H96ZM136 114V115H135ZM160 114V115H159ZM173 114V115H172ZM200 114V115H199ZM205 114V115H204ZM210 114V115H209ZM214 114V115H213ZM221 114H222V116H221ZM227 114V115H226ZM243 114V115H242ZM30 115V116H29ZM38 115V116H37ZM65 115H68V116H65ZM72 115V116H71ZM75 115H77V116H75ZM84 115V116H83ZM93 115V117H90V116H92ZM94 115H95V118H94ZM109 117H108V116ZM127 115V116H126ZM131 117H130V116ZM212 115V116H211ZM217 115V116H216ZM248 115V116H247ZM250 115V116H249ZM33 116V117H32ZM62 118H64V119H62ZM69 116H70V118H69ZM87 116V117H86ZM97 116V117H96ZM103 116H107L108 118L106 119V118H104ZM111 116H113L112 117V119H110L111 118ZM140 116V117H139ZM145 116V118L143 119V117ZM147 116V117H146ZM205 116V117H204ZM244 116V117H243ZM37 117H38V119H37ZM46 117V118H45ZM58 117H60V122L58 121V119L57 118ZM76 117V118H75ZM84 117V118H83ZM86 117V118H85ZM103 117V118H102ZM119 117H121V119L119 118ZM127 117V118H126ZM171 117V118H170ZM208 117V118H207ZM212 117V118H211ZM214 117V118H213ZM219 117H221V118H219ZM231 117V118H230ZM74 118V119H73ZM91 118V119H90ZM97 118H99L98 120H97ZM103 120H105V121H103ZM133 118H135V119H133ZM136 118H140L139 119V121H138V119L136 120ZM169 118V119H168ZM200 118V119H199ZM244 118V119H243ZM40 119V120H39ZM56 121H55V120ZM67 119V120H66ZM69 119H71V120H69ZM78 119V120H77ZM84 119H85V123L86 124H84L83 122H84ZM88 119V120H87ZM90 119V120H89ZM96 119V120H95ZM101 119V120H100ZM111 121H110V120ZM114 119V120H113ZM116 119V120H115ZM118 119V120H117ZM120 119V120H119ZM123 119H127V120H123ZM132 119V120H131ZM146 119H147V121H146ZM173 119V120H172ZM184 119H186L185 121H184ZM217 119V120H216ZM244 121H243V120ZM51 120H53L54 121V123H57L58 124V126H56L54 123H53V121H51ZM83 120V122H81ZM108 120V121H107ZM125 122L126 121V125L122 122ZM128 120H130L129 122H130V125L129 126H131V125H133L132 126V128L130 127V129H129V126H128ZM136 120V121H135ZM142 120V122L144 121V123H142V122H140ZM180 120H182V122L180 121ZM216 120V121H215ZM231 120V121H230ZM239 120H241V121H239ZM41 122L42 123V125L41 124H38V122ZM45 121H50L49 123H47V122H45ZM72 121H76V122H72ZM80 121V122H79ZM88 121V122H87ZM91 121V122H90ZM103 121V122H102ZM114 123H113V122ZM116 121V122H115ZM138 121V122H137ZM199 121V122H198ZM210 121V122H209ZM212 121V122H211ZM223 121V122H222ZM230 121V122H229ZM250 121V122H249ZM252 121V122H251ZM254 121V122H253ZM261 123H260V122ZM53 124H52V123ZM63 122H65L66 123V125H65V123L63 124ZM67 122H69V123H67ZM71 122V123H70ZM78 122V123H77ZM93 122H94V124H93ZM101 122V123H100ZM106 124H105V123ZM107 122H108V124H107ZM110 122H112V123H110ZM132 122H134V124H131ZM139 124V125H141V127H139V125L137 126V123ZM149 123V124H147V123ZM177 122V123H176ZM232 122H234L233 123V125L231 124ZM239 122V123H238ZM241 122V123H240ZM243 122V123H242ZM246 122V123H245ZM256 122H258L259 123V125L256 123ZM75 124V127H74V124ZM77 123V124H76ZM88 123V124H87ZM91 123V124H90ZM117 123H118V125H117ZM136 123V124H135ZM201 123V124H200ZM209 123V124H208ZM230 125H228V124ZM251 123V124H250ZM254 123V124H253ZM7 124H9V130H8V128H7ZM14 124V123H13ZM19 124V123H18ZM60 124H62V125H60ZM69 124H71V127H69L70 125ZM84 124V125H83ZM100 124V125H99ZM112 126H111V125ZM146 124V125H145ZM150 124H151V126H150ZM191 124V125H190ZM199 124V125H198ZM222 124V125H221ZM15 125V124H14ZM38 125L39 126H43V127H41L40 129H41V131L43 132H41V131H39L40 129H39V127H38ZM46 125H48V126H46ZM53 127H52V126ZM59 125L61 126V128L59 127ZM80 125V126H79ZM85 126L84 127V129H83V126ZM106 125V126H105ZM107 125H110L111 126V128H113V130L110 128V126L108 127ZM114 125V126H113ZM145 126V127H147L148 125H149V127H151V129H149V131H147L143 126ZM212 125H214V126H216V128L214 127V126H212ZM63 126V127H62ZM68 128H67V127ZM79 126V127H78ZM82 126V127H81ZM123 126V127H122ZM124 126H125V128H124ZM127 126V127H126ZM135 126H136V128H139V130L141 129V128H143L144 129V132H140L139 130H138V132H137V130H136V128H135ZM173 126V127H172ZM184 126V127H183ZM187 126V127H186ZM225 126V127H224ZM229 126V127H228ZM234 126V127H233ZM246 126V127H245ZM254 126V127H253ZM29 127V126H28ZM33 127H34V129L36 130L35 132L38 134H36L35 132H33L32 131V129H33ZM36 127V128H35ZM55 127V128H54ZM76 127H78V129L79 130H77V128ZM89 127H91L90 129H89ZM95 127V128H94ZM105 127V128H104ZM107 127V128H106ZM160 127V128H159ZM213 128L214 130H210V128ZM228 127V128H227ZM247 128L248 127V129H246L245 130V128ZM253 127V128H252ZM256 127V128H255ZM48 128H50L48 131H46ZM56 128H57V130H56ZM67 128V130H69V131H67V130H65ZM70 128V129H69ZM71 128H72V130H71ZM75 128V129H74ZM97 128V129H96ZM100 128H102L103 129V131L101 132V130H100ZM108 128H109V130H108ZM116 128V129H115ZM126 128H128V130H126ZM190 128V129H189ZM211 128V129H212ZM230 128V129H229ZM258 128V129H257ZM28 129V130H27ZM44 129V130H43ZM105 129H107L106 131H105ZM111 129V130H110ZM115 129V130H114ZM123 129V131L125 130L126 131V135L123 133V131H121ZM154 129V130H153ZM197 129V130H196ZM229 129V130H228ZM250 129V130H249ZM22 130V131H21ZM77 130V131H76ZM81 130V131H80ZM97 130V131H96ZM129 130L131 131V133L134 135H132L131 133L129 134L128 132H129ZM135 130V131H134ZM146 130V131H145ZM150 130H152V131H150ZM228 130V131H227ZM232 130V131H231ZM234 130V131H233ZM242 132H241V131ZM248 130V131H247ZM253 130V131H252ZM258 130V131H257ZM10 131H11V133H10ZM20 131L22 132V133H20ZM27 131V134H25V132ZM28 131H32L30 134H29V132ZM48 133H46V132ZM61 131V132H60ZM66 131V132H65ZM91 131L93 134H90V135H88V134H86V133H89V132ZM114 131H116V134H115V132ZM124 131V132H125ZM196 131V132H195ZM221 131V132H220ZM9 132V133H8ZM14 132V133H13ZM55 133V132H58V135L55 133V135L54 136H51L52 134L51 133ZM77 132V133H76ZM90 132V133H91ZM95 132V133H94ZM101 132V133H100ZM105 132V133H104ZM111 132V133H110ZM118 132H120V135L118 134ZM136 132V133H135ZM152 132V133H151ZM195 132V133H194ZM198 132V133H197ZM212 134H211V133ZM224 132V133H223ZM235 132V133H234ZM237 132V133H236ZM239 132H240V134H239ZM2 133V134H1ZM7 133V134H6ZM15 133H17L18 135H20L19 137H17L18 135L17 134H15ZM24 133V134H23ZM33 133L34 134H36V135H34L33 136ZM64 134V135H61V134ZM81 133V134H80ZM83 133V134H82ZM96 133H97V135H96ZM100 135H99V134ZM123 133V134H122ZM138 133H139V136H136V135H138ZM140 133L142 134V135H140ZM173 133V134H172ZM6 134V135H5ZM12 134V135H11ZM13 134H15V135H13ZM25 136H23V135ZM50 134V135H49ZM128 134H129V136H128ZM197 134V135H196ZM203 134V135H202ZM221 134V135H220ZM227 136H225V135ZM231 134V135H230ZM10 135V136H9ZM21 135H22V137H21ZM46 135V136H45ZM79 135V136H78ZM81 135V136H80ZM88 135V136H87ZM118 135H119V137H118ZM186 135V136H185ZM188 135V136H187ZM242 135V136H241ZM4 136V137H3ZM7 136V137H6ZM12 136H13V138H12ZM124 136H125V139H123L124 138ZM131 136H133V137H131ZM191 136H192V138H191ZM203 136H204V138H203ZM234 136V137H233ZM38 137V138H37ZM101 137H103V138H101ZM121 137H122V139H121ZM128 137V138H127ZM135 137V138H134ZM153 137V138H152ZM197 137V138H196ZM214 137V138H213ZM217 138V140H216V138ZM219 137V138H218ZM223 137H224V139H223ZM232 137H233V142H232ZM12 138V139H11ZM16 138V139H15ZM99 138V139H98ZM130 138V139H129ZM162 138V139H161ZM170 138V139H169ZM208 138V139H207ZM2 139V140H1ZM103 139V140H102ZM153 139V140H152ZM185 139L188 141V142H186L185 141ZM193 139V140H192ZM226 139V140H225ZM240 139V140H239ZM102 140V141H101ZM112 140V141H111ZM131 140V141H130ZM167 140V141H166ZM178 140V141H177ZM192 140V141H191ZM231 140V141H230ZM15 141V142H14ZM107 141V142H106ZM110 141V142H109ZM137 141V142H136ZM161 141V142H160ZM178 143H177V142ZM225 141V142H224ZM237 141V142H236ZM139 142V143H138ZM199 142V143H198ZM202 142V143H201ZM224 142V143H223ZM232 142V143H231ZM188 143V144H187ZM192 143V144H191ZM202 145H201V144ZM209 143V144H208ZM228 143V144H227ZM194 144V145H193ZM196 144V145H195ZM206 144V145H205ZM233 144H236V145H233ZM243 144V145H242ZM188 145V146H187ZM209 148H208V147ZM212 146V147H211ZM236 146V147H235ZM108 147V148H107ZM195 147V148H194ZM3 148H5L4 149V151L2 150ZM7 148V149H6ZM109 150V151H108ZM35 151V153L33 154V152ZM36 151H37V154H36ZM43 152H45L44 154H43ZM14 153V152H13ZM52 153V154H51ZM113 155H112V154ZM30 156H29V155ZM46 154V155H45ZM61 154H63V156L61 155ZM65 154H66V156H65ZM94 154V155H93ZM108 156H113V157H108ZM49 155V157H51ZM61 156V157H58V156ZM100 155V156H99ZM20 156H23V154L21 153V155ZM77 156V157H76ZM25 157V156H24ZM27 157V158H28ZM40 157V158H41ZM48 157V158H49ZM80 157V158H79ZM82 157V158H81ZM95 157V158H94ZM99 157V158H98ZM101 157H106V161H108V162H106V161H104L105 159H103V158H101ZM39 158V159H40ZM59 158V159H58ZM67 158H69L70 159V161L68 162V160H67ZM73 158H74V160H76V158L78 159V160H76V161H78V163L79 164H77L76 163V161L74 162V160H73ZM94 158V159H93ZM107 158H109V160H107ZM120 158V159H119ZM39 159L37 158V159H35V160H38L39 161ZM47 159V158H46ZM43 159L42 158V160H44V162H47V161H49V162H52L53 161V158H49V159ZM54 159V160H55ZM101 159L105 162L104 164H103V162L101 161ZM46 160V161H45ZM86 160V161H85ZM118 160H119V162H118ZM38 161H36V162H38ZM40 161H41V159H40ZM56 161V160H55ZM72 161H73V163L75 164V165H73L72 164ZM80 161V162H79ZM82 161H84V162H82ZM89 161V162H88ZM99 161V162H98ZM101 161V162H100ZM129 161H131V162H129ZM135 161V162H134ZM41 162H43V161H41ZM49 162H47V163H49ZM57 162V161H56ZM81 162L82 163H84V166H83V164H81ZM122 162V163H121ZM52 163H54V161L52 162ZM67 163V164H66ZM87 165H86V164ZM102 163V166L100 165V164ZM111 163V162H110ZM110 163H109V165H110ZM132 163V164H131ZM64 164V165H63ZM76 164H77V166H76ZM100 165V167L99 166H97V165ZM117 166H116V165ZM125 164H126V166H125ZM135 164V165H134ZM89 165V166H88ZM93 165V166H92ZM146 165V166H145ZM88 166V167H87ZM116 166V167H115ZM123 166V167H122ZM135 166H137V167H135ZM81 167H77V168H75L74 170L75 171H81V170H83V168H81ZM156 167V168H155ZM64 168L63 169H61L62 170V172L64 173ZM104 168V169H103ZM114 168H113V170H114ZM133 168V169H132ZM139 168L140 169H143V171H141L140 170V172H139ZM95 169H97V170H95ZM144 169H145V171H144ZM162 169V170H161ZM60 170V171H61ZM119 170V169H118ZM130 170V171H131ZM152 171V170H154V175H152V176H150L151 174L149 173V178H150V180L149 181H142L141 179H143V178H145L144 176H146L147 178H148V176L145 174V173H147V172H149V171ZM68 171V170H67ZM92 171V172H91ZM115 171H117L116 169H115ZM72 172H74V171H68V173H69V177L68 176H66V175H68V174H62V175H64V176H66V177H62V179H64L63 181H60L61 182V184L62 185H65V187L66 188H73L74 186H75V184H73L74 182H76V179H75V177H74V175H73V173ZM82 172H85L86 173V171L85 170H83ZM81 172V173H82ZM114 172V171H113ZM157 172H159V173H157ZM173 172V173H172ZM188 172V173H187ZM216 172V173H215ZM224 172L228 175V177H226L227 175L226 174H224ZM65 173H66V170H65ZM71 173V174H70ZM84 173V174H85ZM88 173V172H87ZM152 173V172H151ZM152 173V174H153ZM181 173V174H180ZM83 174V175H84ZM118 174V173H117ZM124 174V177L126 178L127 177V179H125V178H122V175ZM143 174H145V175H143ZM148 174V173H147ZM201 174V175H200ZM206 174V175H205ZM213 176L214 174H215V176L217 177V174H218V176L220 177H218L217 179L218 180H216L217 182V184L215 183V176L214 177H212V179L214 180V182H210L209 180V178H206V179H208V181L211 183V185H213L212 187H215V188H211V185H210V183L205 179V177H210L211 178V175ZM224 174V175H223ZM230 174V175H229ZM71 175V176H70ZM138 175L141 177V179L139 180V181H137L138 179H139V177H138ZM142 175H143V178H142ZM181 175V176H180ZM185 175V176H184ZM198 175L199 176H201V177H198ZM208 175H210V176H208ZM223 177H221V176ZM117 178H115V177ZM129 176V177H128ZM134 176V177H133ZM137 176V177H136ZM204 176V177H203ZM238 176V177H237ZM87 176H85L82 180H84L85 178H86ZM110 177H112V175L110 176ZM131 177H133V178H131ZM136 177V178H135ZM182 177V178H181ZM196 177H198L199 179H201V181L197 178V179H194V178H196ZM235 177V178H234ZM237 177V178H236ZM165 178V179H164ZM168 179V182L166 181L167 179ZM176 178H177V180H176ZM180 180H179V179ZM203 178V179H202ZM227 178V179H226ZM256 180H255V179ZM66 179V180H65ZM133 181H132V180ZM174 179V180H173ZM182 179H183V182H181L182 181ZM187 179V182H185V180ZM197 180V181H199L200 183H202V187L198 184L199 182H197V181H194V180ZM211 179V180H212ZM219 179H225V181H224V183H223V180L222 181H219ZM244 179V180H243ZM261 179V180H260ZM70 181V182H68V181ZM71 180H73L74 182H72L71 183ZM122 180L124 181V182H122ZM190 180V182H191V180L192 181H194V183L192 182V184L194 185H192L190 182H188ZM233 180V181H232ZM234 180H236V181H239V182H237V183H239L238 185L236 184V182L234 183ZM247 180H249V182L247 181ZM250 180H252V181H250ZM254 180V181H253ZM84 181H86V179L84 180ZM118 181V182H117ZM126 181V182H125ZM130 181L127 183V185H125V186H128V185H130L131 186V189H133V187H132V185L130 184ZM151 181V182H150ZM158 181H161V182H159L158 183ZM165 183H164V182ZM172 181V182H171ZM218 181H219V183H218ZM229 181V182H228ZM234 183L233 184V186H232V182ZM245 181V182H244ZM247 181V182H246ZM71 183L70 185L68 184V187L66 186V184H63V183ZM152 182V183H153ZM203 182L204 183H206V185H207V188H206V185L204 184V186L205 187H203ZM83 183V182H82ZM122 183V184H121ZM178 183V185H176ZM188 183V184H187ZM190 183V184H189ZM230 184V187L229 188H227V190H225L224 188H223V184H224V186L226 185L227 187L229 186L228 184ZM148 184H145V185H147V186H145L144 185V187L142 186V188L144 189L145 187H149L150 188V185H148ZM196 184H197V186H196ZM210 185V189H208L209 188V185ZM83 185V184H82ZM159 185V186H160ZM125 186H123V187H125ZM151 186H152V184H151ZM157 186V185H156ZM159 186H157L158 188H159ZM197 188H203V189H205V190H203V189H198V191H196L197 189H196V187ZM199 186V187H198ZM225 186V187H226ZM236 186H240L237 190H236V188H233V187H236ZM129 187V186H128ZM156 187V188H157ZM189 187V188H188ZM249 187V188H248ZM258 187V188H257ZM146 188V189H147ZM183 188H182V190H183ZM231 188H233L232 190H230V191H234L235 190V192L237 191V192H239L240 194H241V196L243 197V195H245L244 196V198L242 199H240V198H238V196H240L239 195V193H237L238 194V196H237V194H234L235 192H230L228 189H231ZM260 188V189H259ZM81 190L82 189H84V186H81V188H80ZM165 189V188H164ZM155 190V189H154ZM207 190H208V193H207ZM209 190H211V192L209 191ZM214 190V191H213ZM261 190V191H260ZM176 191H178L179 192V194L181 195H179L180 197H177V198H175V196H177L178 195V193L176 192ZM203 191H205V192H203ZM247 191H248V193H247ZM254 191V192H253ZM258 191L260 192V193H258ZM139 192V193H138ZM243 192V193H242ZM252 192H253V197H252ZM258 194H257V193ZM175 193H177V195H175ZM189 193V194H188ZM207 193V194H206ZM217 193V194H216ZM245 193V194H244ZM255 193H256V196H254L255 195ZM128 194H130V195H128ZM133 194V195H132ZM150 194V195H149ZM192 194V195H191ZM200 194V195H199ZM205 194V195H204ZM219 194V197L217 196ZM227 194V195H226ZM243 194V195H242ZM247 194V195H246ZM130 196L129 198L130 199H128V201L131 203H133V204H135L134 202L137 200V198H138V201H136L137 203V205H138V208H136V206H135V209H133L134 207L132 206H130V203L129 202H126L123 198H125V196ZM132 195V196H131ZM135 195V196H134ZM145 195H147V196H145ZM157 196V200H155V198H156V196ZM170 195H174L173 197H171ZM191 197H190V196ZM207 195V196H206ZM223 195V196H222ZM230 195V196H229ZM231 195H234V196H231ZM257 195L259 196V197H257ZM126 196V197H127ZM145 196V197H144ZM160 196H161V198H160ZM163 196L165 197V198H163ZM202 196V197H201ZM228 196V197H227ZM240 196V197H241ZM117 197V198H116ZM188 197H189V199H188ZM223 197V198H222ZM228 198L227 200L226 199H224V198ZM136 198V199H135ZM140 198H143V199H140ZM147 198V199H146ZM149 198V199H148ZM163 198V199H162ZM167 198V199H166ZM230 198V199H229ZM236 198V199H235ZM126 199V198H125ZM139 199H140V201H139ZM211 199V200H210ZM238 199V200H237ZM106 200V201H105ZM118 200V201H117ZM122 201V203H121V205L122 204H127V206H121L120 205V201ZM127 200V199H126ZM153 200H155V201H157L156 203L154 202L153 203ZM166 200H169V201H166ZM187 200H189V201H187ZM233 200V201H232ZM235 200V201H234ZM257 200V201H256ZM126 203H125V202ZM158 201H160V202H163V204H166L165 205V207L163 206V204L162 203H160V202H158ZM166 203H165V202ZM184 201V202H183ZM212 201V202H211ZM213 201H215V202H213ZM118 202V203H117ZM124 202V203H123ZM138 202H141V203H138ZM168 202H170V203H168ZM209 202H211V203H209ZM226 202V203H225ZM231 202H233V203H231ZM254 202V203H253ZM262 202V203H261ZM201 203H203V204H201ZM230 203V204H229ZM250 203H251V205H250ZM104 204V205H103ZM122 207H119L120 209L119 210H117L118 208L116 207V206H119V205ZM128 204H129V206H128ZM156 204L157 205H159V208L157 209V208H155L156 207ZM161 204V205H160ZM215 204V205H214ZM222 204H223V206L225 205L226 207L224 208L223 206H222ZM229 204V205H228ZM236 204H240V206H238V205H236ZM245 204V205H244ZM99 205V206H98ZM101 205V206H100ZM107 205V206H106ZM116 205V206H115ZM155 205V206H154ZM171 205H172V208H173V211H172V209H171ZM182 205H184L185 206V208L186 209H188L187 210V212L185 213L184 211V213H182V214H184V215H180L179 214V212H180V210H179V212H178V210L176 211H174V209H176L175 208V206H182ZM204 205V206H203ZM219 205V204H218ZM227 205H228V207H227ZM232 205V206H231ZM103 206H105V207H103ZM164 207L165 208V210H164V208L162 209V207ZM233 206H234V208H237L236 206H238V208L239 209H235L234 210V212H233ZM246 206V207H245ZM101 208V210H100V208ZM115 207V208H114ZM127 207V208H126ZM128 207H129V209H128ZM158 207V206H157ZM167 207H169L168 209H169V212H168V214L169 215H171V214H175L176 212H177V214H179L180 215V217H179V215H178V217H177V215H176V217H174V216H172V217H167V215L168 214H166L167 213ZM248 207H251V208H254L253 210L251 209V208H249L248 209ZM104 208V209H103ZM107 208V209H106ZM126 208V209H125ZM182 208H184V207H182ZM192 208V209H191ZM210 208V209H209ZM228 208H229V210H230V208L232 209V211L230 210H228ZM113 209L115 210V211H113ZM190 209H191V211L193 210V212H189L190 211ZM246 209H247V211H246ZM99 210V211H98ZM103 210V211H102ZM110 210H111V212H112V214H113V216H112V214H111V212H110ZM134 210V211H133ZM160 210V211H159ZM200 210V211H199ZM212 210V209H211ZM214 210V209H213ZM249 210V211H248ZM101 211V212H100ZM117 211V212H116ZM164 211H166V212H164ZM170 211H171V213H170ZM182 211V210H181ZM115 212H116V214H115ZM135 212H137V214H138V216H140L139 215V210L138 211H135ZM163 212V213H162ZM173 212V213H172ZM175 212V213H174ZM217 212V211H216ZM251 212L253 213V215H255L256 216V218H252V217H254V216H252V214H251ZM93 213H89L88 215L87 214H85V216L84 217H86V218H89L90 217V215L92 214L93 215ZM110 213V214H109ZM117 213H119V215H120V218H122L121 220H119V215L117 214ZM120 213H122V215L120 214ZM188 213V214H187ZM191 213H192V215H191ZM247 213V217L251 214V216H249V217H251V220L252 221H254V219H255V221H254V223L252 224V221L250 222V221H248L247 220V217H246V214ZM105 214H107V215H109L110 217H108L107 215V217L105 216ZM123 214H125V216H123ZM130 214V215H129ZM164 214H166V216L164 215ZM190 214V215H189ZM91 215V216H92ZM114 215H116L115 216V218H113L114 217ZM118 215V216H117ZM151 215V214H150ZM150 215H148V216H150ZM150 216V218L148 217V220L150 219V221H148L147 220V218H145L146 216H144L142 219L143 220H138V219H141V218H139V217H137V215H136V218H138V219H136L135 218V221L137 220V221H139V222H135V224L137 225L138 224V226H139V228H140V230L141 231H143V232H150V229L148 228V224L151 222V219H152V217L153 216ZM194 215V216H193ZM197 215H198V218H197ZM245 215V216H244ZM36 215H34L33 216V219H34V217H35ZM39 216V217H38ZM42 216V217H41ZM37 215V217L35 218V220L37 219V221L39 222L41 219V221H45V220H47V218H48V221H49V218H51V221H55L54 219H56L57 220V218H58V222H64L63 220L65 219L64 217H62V216H60L61 218H64L63 220L62 219H59V215H57V214H55V216H54V213L53 214H50V215H46L45 214V216H43V215ZM58 216V217H57ZM89 216V217H88ZM94 216V215H93ZM104 216V218H102ZM121 216H123V217H125V218H123V217H121ZM127 216V217H128ZM203 216V217H202ZM206 216V215H205ZM214 216V215H213ZM25 216H22V217H20L19 218V220L20 221H18V222H20L21 223V220L24 218ZM26 217H28V215L26 216ZM31 217V216H30ZM44 217V218H43ZM46 217V218H45ZM54 217V219H52ZM98 217V216H97ZM106 217V218H105ZM117 217V218H116ZM183 218V220L185 221H182V218ZM200 217V218H199ZM29 218V217H28ZM26 219V218H24V219H26V221L25 220H22V222H27V220H28V222L29 221H32V220H29V219ZM32 218V217H31ZM69 218V217H68ZM130 218V220L131 219H133V218H131V217H129ZM145 218V219H144ZM178 218H180V219H178ZM189 218V219H188ZM204 218V219H203ZM207 218V219H206ZM224 218V219H225ZM246 218V219H245ZM40 219V220H39ZM70 219H71V221L72 222H74L73 223V225L74 224H76L78 221L76 220L77 218H74L75 220H73L72 219V217H70ZM102 219H103V221H104V223H103V221H102ZM107 221H109V222H107ZM110 219V220H109ZM34 220V221H35ZM59 220H62V221H59ZM79 220V219H78ZM84 220V219H83ZM126 220H128V218L126 219ZM134 220V219H133ZM180 220V222H178ZM205 220H209L211 223H213V224H210V223H206L205 222ZM257 220V221H256ZM33 221V222H34ZM40 221V222H41ZM65 221H70L69 219L67 220V219H65ZM77 221V222H76ZM107 223H106V222ZM132 221V220H131ZM142 221H144V222H142ZM148 221V223H146ZM182 221V222H181ZM197 221V222H196ZM24 222V224H26ZM71 222V223H72ZM81 222V220H79V222L77 223V224H79ZM119 222V223H120ZM198 222H200V223H198ZM67 223H70V222H67ZM70 223V224H71ZM145 225H144V224ZM183 223V224H182ZM189 223V222H188ZM251 224V226L249 225V224ZM76 224V225H77ZM139 224H143V226H141V225H139ZM147 224V225H146ZM200 224V225H199ZM21 225V224H20ZM197 225H198V227H197ZM206 225H205V228H203V229H201V230H203V231H200V235L198 236L197 235V233L199 234V232H194V235H195V237L197 238V236L198 237H200L201 238V240H199L198 238L197 239H194L195 241H196V243L194 242L193 244L191 243V247L193 248V249H197L199 246H201L202 247V245L205 243V241H208L209 239V237L208 238H206L205 236H209L208 234L207 235H205L204 233H206L205 232V229L207 230V228H206ZM209 225V226H208ZM23 226H25V225H23V223H22V225L18 228L17 227V230H19L20 228V232H19V234H22V230H24V229H26V227H23ZM141 226V227H140ZM146 226V227H145ZM204 226V225H203ZM202 226V227H203ZM222 226V225H221ZM221 226L219 225L217 228H221ZM246 226L248 227V226H250V228H247V229H249V231L246 229ZM253 226V227H252ZM1 227V226H0ZM200 227V228H199ZM223 227V226H222ZM148 228V229H147ZM245 228V229H244ZM254 230H253V229ZM190 229V231H188ZM77 230V229H76ZM149 230V231H148ZM163 230V229H162ZM246 232H245V231ZM2 231V229H0V232ZM189 232V233H188ZM193 232V231H192ZM186 233V234H185ZM196 233V234H195ZM203 233V234H202ZM76 234H78V236H80V234H79V232L78 231H73V233L70 235L71 237H78ZM183 234H185L186 236H184ZM3 235V232H1V234H0V239H4L5 238V235H4V237L2 236ZM73 235V236H72ZM75 235V236H74ZM201 235H202V237H203V239L204 238H206V239H202V237H201ZM236 235V236H235ZM226 236V237H225ZM106 237V236H105ZM104 237V238H105ZM183 237V238H182ZM231 237V238H230ZM237 237V238H236ZM74 238H72L71 240H69L70 242H68V243H66V246H68L69 245V243H71V242H77V238H75V240H74ZM89 238V237H88ZM113 238H115V237H113ZM105 239H107V238H105ZM178 240V239H177ZM198 240L199 241H201V242H199V243H197L198 242ZM204 241V243H202ZM130 242V243H129ZM129 242H125V243H123L122 245H124V246H132L133 244H135V245H133V247H139V246H141V244L143 245V242L141 243V242H136V243H138V244H136L135 242H131V241H129ZM179 242V243H178ZM131 243H132V245H131ZM175 243V244H174ZM253 243V242H252ZM50 244H51V242H50ZM76 244V243H75ZM74 244V245H75ZM82 244H84V243H82ZM82 244L80 243L79 245L78 244H76L75 246H74V248H73V255H75L76 253H81V252H83V250H79L78 252H77V250L78 249H80L78 246H80L81 248H82ZM128 244H130V245H128ZM145 244V243H144ZM177 244V245H176ZM197 244V245H196ZM202 244V245H201ZM48 245H49V243H48ZM64 245V244H63ZM113 245H116V244H113ZM137 245H139V246H137ZM146 245V244H145ZM180 245V246H181ZM190 245V244H189ZM85 246V245H84ZM83 246V247H84ZM104 246H109L108 244H106V245H104ZM201 247H199V249H201ZM78 248V249H77ZM100 248V247H99ZM98 247H95V251H93L92 250V254H96V252H99V254H100V252H103L105 249L104 248H102V249H99ZM158 248V249H157ZM156 249L158 250H156L155 249V247H153V249H155L154 250V254H158L160 251H161V248L160 247H157ZM75 249H77L76 251H75ZM83 249V248H82ZM159 249H160V251H159ZM199 249H197V250H199ZM72 250V249H71ZM150 250V249H149ZM65 251H67V250H65ZM148 251V250H147ZM157 251V252H156ZM178 251V250H177ZM176 250H175V252L176 253H180V252H177ZM68 252V251H67ZM143 251H141V252H139V251H137V254L138 255H136V254H134V255H132V257H131V259L129 260V261H131V260H133L132 261V263L133 262H135L136 264H141V263H143L145 260H142V259H140V260H137L138 258H141L140 257V255L141 256H143V253H142ZM151 252H152V250H151ZM175 252H174V255L176 256V254H175ZM66 253V252H65ZM62 253L63 255H60V256H58V260H56V263L58 262H61L60 264H63L64 262H65V260H69L68 258H70L69 256H70V254L69 253ZM79 253H78V255H79ZM85 253V252H84ZM68 254V255H67ZM98 254V253H97ZM177 254V255H178ZM65 255V256H64ZM77 255V254H76ZM82 255H83V257H85L86 256V253H85V255L82 253ZM82 255L80 254V256L82 257ZM169 255V256H168ZM168 255H166V257H164L165 259V261H163V262H171V264L174 262V259L175 258H173L174 256H173V253H172V255L171 254H168ZM67 256V257H66ZM103 256V255H102ZM101 256V257H102ZM136 256H137V258H136ZM173 256V257H172ZM200 256V255H199ZM98 257V256H97ZM123 257V259H125V261L126 260H128V257H127V255H123L122 256ZM172 257V258H171ZM62 258V259H61ZM65 258V259H64ZM96 258V257H95ZM136 258V259H135ZM171 258V260H169ZM199 258V257H198ZM41 259V258H40ZM63 259H64V262H63ZM97 259V258H96ZM43 259H41V261H42ZM44 260H45V258H44ZM42 261V263L43 262H45V263H47V264H53V263H51V262H49V260L46 258V260L45 261ZM62 260V261H61ZM84 260V259H83ZM154 260V259H153ZM153 260H150V261H153ZM199 260V259H198ZM69 261H71V263H69V264H72V263H76V261H77V264H79V261L78 260H74L73 259V262H72V260L70 259ZM75 261V262H74ZM91 261V260H90ZM141 263H140V262ZM143 261V262H142ZM155 261V260H154ZM147 262L146 263V261H145V263H143V264H148V263H150V264H155L157 261H155V262ZM157 262V263H159V264H163V262ZM49 262V263H48ZM91 262H93V260L91 261ZM94 262H95V259H94ZM164 263V264H169V263ZM41 263V262H40ZM55 263V261H54V264H56ZM57 263V264H58ZM68 263V262H67ZM67 263H64V264H67ZM134 263V264H135ZM156 263V264H157ZM29 264H35V263H33V262H31V263H29ZM39 264V263H38ZM44 264V263H43ZM174 264V263H173Z\"/></svg>","mask_w":264,"mask_h":264},{"label":"bare ground","instance_id":"6f19581e","mask_svg":"<svg viewBox=\"0 0 264 264\" xmlns=\"http://www.w3.org/2000/svg\"><path fill=\"white\" fill-rule=\"evenodd\" d=\"M24 0H19V2H23ZM35 0H33L32 2L31 1H29V2H31V3H29L28 5H29V7H26L25 9L24 8H22L23 10H25L27 13L29 12L30 14H33L34 16L32 17V15L30 16V14H29V16H28V14L27 15H23L24 14V12L25 11H23V10H20V9H17V7L19 6V8H21L20 6H22V7H24V6H26V5H22V4H20L18 1V3L16 4L15 2H16V0H15V2H14V0H13V2H11V0H0V4H4L5 6H9V10L7 9H4V6H3V9L4 10H6V11H8L9 12V14H10V11H11V9L12 10H14L15 8H16V14H17V12L18 11H23L22 13H20V14H22V16H25V18H27V19H29V21L32 19V20H34V17L36 16V13H35V9H33L34 11H32L31 12V8L33 7L31 4L34 2ZM39 1H41V3L43 4H45V6H46V1H43V0H39ZM39 1L37 0V1H35L36 3L38 2L39 3ZM51 1V0H50ZM49 1V2H50ZM55 1V0H54ZM57 2L59 1V0H56ZM65 1V0H64ZM64 1H62V3L64 2ZM70 1V0H69ZM84 1V0H83ZM100 0H97L96 2H95V4L97 5L98 4V2H99ZM107 1V0H106ZM112 1V0H111ZM110 0L109 1H107V2H111ZM115 2H114V4L113 5H116L117 4V6L115 7L116 8V10H117V8H121L122 6V8H124V5H122V4H125V1L123 2V1H120V0H118V1H120L119 2V4L117 3L118 1L117 0H114ZM147 1H150V0H147ZM154 3L152 4L153 6H154V4L156 3L157 4V1H155V0H152ZM152 1H150V2H152ZM163 1V3H164V6H165V4L167 5L168 3H170L171 1L174 3V4H176V6L178 5V7L179 6H184V7H179V9L181 8V13H182V15L184 16V18H185V22H186V19L188 20V18H189V20L191 21H193L195 18H198L199 16H197V15H200V16H202L203 14H205V15H210V17H208V18H211V19H209V20H212V18H213V20L215 19H219V20H221L220 22H222V20H223V23H224V20H225V22H228L229 21V23H230V21L232 22V20H233V22H236L235 20H240V22H243L244 20L245 21H248V20H251L252 18H251V15L249 14V12L248 11H240L239 10V8L240 7H242V5L238 8V11H233V9L232 10H216V9H210V7H212V6H210L209 7V3L211 2H209V3H206V2H202V0H200L202 3H199L197 0H162ZM207 1V0H206ZM209 1V0H208ZM207 1V2H208ZM253 1H258V0H253ZM25 2H26V0H25ZM24 2V3H25ZM46 2V3H45ZM48 2V3H49ZM60 2V1H59ZM86 2H88L87 0H86ZM89 2H90V0H89ZM101 2H103L102 4L103 5H105L104 3H105V1L103 0V1H101ZM113 2V1H112ZM121 2H123L122 4H121V6H120V3ZM126 2L128 3V0H126ZM135 2H138V0L137 1H135ZM140 2H141V0H140ZM142 2H146V0H142ZM259 2V1H258ZM13 3H15V4H13ZM27 3H28V1H27ZM56 3V2H55ZM59 3V4H61V7H64L63 9H65V7L66 6H71L72 4V6H74V7H72L73 9H74V11L75 10H77V7H80V5H78V3H77V5L76 4H74L73 3V1H72V4H71V2L69 3L68 1H67V3H66V5L65 6H63V4H65V3ZM84 3V2H83ZM92 3H94V0H92L91 1V4ZM162 3V2H161ZM218 3V2H217ZM260 3H261V1H260ZM12 4V5H11ZM35 4V3H34ZM42 4H35V5H38V10H39V7H41L40 5H42ZM43 4V5H44ZM49 4H52V2L51 3H49ZM57 5H55L56 7L58 6V3H56ZM69 4H71V5H69ZM85 4V3H84ZM95 4H93V6H95ZM107 5H105V7L103 6H101V4L99 3L98 5V8L97 9H99V7L101 6L102 8H100L101 10L104 8V10H106L107 8L106 7H108V3H106ZM112 4H110V7H112V8H110V7H108V9L110 8V10L111 9H113V5ZM129 4H132L133 5V2L130 0V2H129ZM129 4H125V5H127L126 6V8H125V10H128V11H132V10H134V9H136L138 6H137V4L135 5H133V6H136V8H131L130 7V5ZM172 4V3H171ZM170 4V5H171ZM212 4H213V2H212ZM220 4V3H219ZM226 4L228 5V3L226 2ZM231 4V3H230ZM256 4V3H255ZM10 5H11V7H10ZM16 5H17V7H16ZM31 5V6H30ZM53 5V4H52ZM51 5V6H52ZM88 5H90V3H88ZM88 5L86 6V7H84V9H86L87 7H88ZM112 5V6H111ZM128 5H129V7L131 8H129V9H127V7H128ZM169 5V4H168ZM222 5V4H221ZM261 5V4H260ZM262 5H263V3H262ZM15 7L14 9H13V7ZM45 6H43V7H45ZM50 6V7H51ZM60 6V5H59ZM58 6V7H59ZM76 6V7H75ZM84 6V5H83ZM92 5H90V7H91ZM148 6V5H147ZM150 6H151V4H150ZM158 6V5H157ZM157 6L155 5V8H157ZM161 6H162V4H161ZM164 6H162V7H164ZM188 6L190 7V8H188ZM219 6V5H218ZM223 6V5H222ZM222 6H221V8H222ZM239 6V5H238ZM252 6V5H251ZM31 7V8H30ZM37 7V6H36ZM35 7V8H36ZM160 8V10L162 11H160L161 13H159L158 12V10H159V7L157 8V9H155V10H157V11H155V14H156V16H158V17H161V18H163L164 17V15L165 14H163V8ZM166 7V6H165ZM168 7V6H167ZM215 7V6H214ZM213 7V8H214ZM216 7H217V5H216ZM215 7V8H216ZM224 7V6H223ZM264 7V6H263ZM2 8V7H1ZM0 8V9H1ZM11 8V9H10ZM29 8H30V10H29ZM52 8V7H51ZM67 8V7H66ZM72 8H71V10H72ZM76 8V9H75ZM82 8V5H81V7H80V9ZM96 8V7H95ZM95 8H93V11L95 10ZM119 8V9H120ZM142 8V7H141ZM147 8V7H146ZM149 8V7H148ZM170 8V7H169ZM171 8H172V6H171ZM174 8V7H173ZM177 8V7H176ZM219 8H220V6H219ZM229 8V7H228ZM231 8V7H230ZM235 8V7H234ZM54 9V8H53ZM57 9V8H56ZM55 9V11H58L59 12V9H60V7L58 8V10H56ZM62 9V8H61ZM61 9H60V11H61ZM67 9H70V7L69 8H67ZM79 9V8H78ZM79 9V11H81ZM89 9L91 10L92 9V7L91 8H88V9H86L85 11H83V9H82V11H83V13H82V11L80 12V13H82L84 16H86V14L87 13H84V12H88L89 11ZM97 9L95 10V11H97ZM107 9V10H108ZM118 9V10H119ZM151 9V8H150ZM237 9V8H236ZM243 10H244V8H242ZM262 9V8H261ZM40 10H41V13H42V10H43V8L41 9L40 8ZM39 10V11H40ZM45 10H48V8H47V6H46V9ZM71 10H67V11H69V13L70 14H72V13H75V14H72V15H70L69 13H64L65 12V10H64V12L62 11V13H63V17H64V15L66 14V16L64 17L65 18V22L67 21L66 19H70V18H72V16L73 17H76V16H74V15H76V13L78 14L79 12H78V10H77V12H72ZM88 10V11H87ZM108 10L109 12H111V11H113V10ZM121 10V9H120ZM124 10V9H123ZM136 10H138V12L140 13V10H139V8L138 9H136ZM144 10V9H143ZM167 10V9H166ZM235 10V9H234ZM250 10V9H249ZM6 11H4L3 12V10H0V13L2 12V14L3 15H6L7 17L9 16V14H8V12H7V14L5 13ZM15 11V10H14ZM49 11H52V10H48V13H49ZM94 11V12H95ZM122 11V10H121ZM128 11H127V13L126 14H128ZM142 11V10H141ZM171 11V10H170ZM176 11H180V10H176ZM262 11V10H261ZM264 11V10H263ZM26 12H25V14H26ZM35 14H34V13ZM38 12V11H37ZM44 12V11H43ZM54 12V11H53ZM58 12L56 13L57 15H58ZM90 12H92V11H90ZM90 12H88V13H90ZM102 12H104L103 10H102ZM107 12V11H106ZM109 12H107V17L109 16ZM149 12V11H148ZM151 12L153 13V15H154V11L153 10H151ZM172 12V11H171ZM13 13H15V12H12L11 11V14H13ZM61 12H59V14H60ZM61 13V14H62ZM93 13V12H92ZM96 13H101L100 12V10H98V12H96ZM96 13H93V14H90L89 16L87 15L86 16V19L91 23L92 21L94 22V18L97 16V14ZM112 13H114V12H112ZM116 13V12H115ZM118 13V12H117ZM124 13H125V11H124ZM131 14L133 13V11L132 12H130ZM129 13V14H130ZM138 13V18L140 19L141 17H144V13L142 14L143 16H141L140 14ZM177 13V12H176ZM10 14V15H11ZM39 14V15H38ZM45 14H46V16L45 15H41L40 13H37V15L38 16H40V17H35V18H38L37 20L39 21L40 20V18H41V20H42V16H45L46 18H49V16L47 17V13L45 12ZM54 14V16H56V14L55 13H53ZM67 14H69V15H67ZM96 14V16H94ZM104 15H105V13H103ZM103 14H99L100 16L101 15H103ZM122 14V13H121ZM145 14L146 15H148V19H149V14H147L146 12H145ZM174 14V13H173ZM178 14V13H177ZM180 14V13H179ZM1 15V14H0ZM2 15V17L0 16V18L2 19L3 17L4 18H7V17H5V16H3ZM79 15H81V14H79ZM79 15H77V17L79 16ZM94 16V18L92 19V21H90V18H92L93 16ZM99 15L97 16L98 17V19L99 18H102V17H99ZM103 15V16H104ZM111 15V14H110ZM134 15V14H133ZM133 15H131V16H133ZM135 15L137 16V13H135ZM152 15V16H153ZM168 15V14H167ZM166 15V16H167ZM21 15H19V17H18V15H16L15 17L17 18L18 17V19L19 18H21L20 19V21H22V17ZM27 16V17H26ZM50 16H53L52 15V13H51V15ZM59 16H61V15H59ZM68 16V17H67ZM127 16V15H126ZM125 16V17H126ZM130 16V15H129ZM130 16V17H131ZM140 16V17H139ZM155 16V15H154ZM153 16V17H154ZM155 16V17H156ZM253 16V15H252ZM62 17V18H63ZM67 17V18H66ZM77 17L76 18H74V20H73V18H72V20H73V22H75V20L77 21V23H74V24H78L79 22L82 24V21L84 22L83 23V27H90L91 26V28L92 27H94L95 25H96V22L93 24L92 23V25H89L90 23L88 22L87 24V26H85L86 25V23H85V21H86V19L83 17V16H81V19L82 18H84L83 20H81V21H79V17H78V19H77ZM90 17V18H89ZM150 17H151V14H150ZM188 17V18H187ZM254 17V16H253ZM10 18V17H9ZM56 18H58V19H60V17H56ZM110 18H114L113 16L111 17H108V19L110 20ZM165 18V17H164ZM204 18V17H203ZM260 18H262V17H260ZM264 18V17H263ZM18 19H15V22H16V20H17V22H18ZM24 19V18H23ZM49 19H52V17L51 18H49ZM53 19H55V18H53ZM98 19H95V20H98ZM104 19H106L105 17H104ZM115 19V18H114ZM133 19V18H132ZM144 19V18H143ZM147 19V20H148ZM156 19H157V17H156ZM182 19V18H181ZM206 19H207V16H206ZM13 21H14V19H12ZM12 20H11V23H12ZM31 20V21H32ZM43 20H44V18H43ZM60 20H62V19H60ZM59 20V21H60ZM85 20V21H84ZM99 20H101V19H99ZM151 20V19H150ZM188 20V21H189ZM201 20V19H200ZM242 20V21H241ZM254 20V22H255V19H252L251 21H253ZM24 21V20H23ZM22 21V24L24 23ZM28 21V20H27ZM28 21V22H29ZM31 21L29 22V23H31ZM59 21H58V23H59ZM107 21V20H106ZM134 21H136V19L134 20ZM143 21V20H142ZM145 21V20H144ZM194 21H196V20H194ZM197 21H199V20H197ZM0 22H2V21H0ZM7 24H8V19H7ZM26 22V21H25ZM27 22V23H28ZM41 22V21H40ZM39 22V23H40ZM60 22H62V21H60ZM68 22H70L69 20H68ZM68 22L66 23L67 24V28H68V25H74V24H72L73 22H71V23H69L68 24ZM102 22H104V20L102 19V21H99V23L101 24V25H103L104 26V28H102V29H105V26L106 25H108V24H106V22H105V24H103ZM109 22H112V21H109ZM151 22H152V20H151ZM157 22V21H156ZM161 22V21H160ZM159 22V23H160ZM182 22V21H181ZM219 22V21H218ZM240 22H238V23H240ZM10 22H9V24H11ZM32 23H33V21H32ZM47 23H48V21H47ZM80 23H79V25H77V26H81L80 25ZM97 23H98V21H97ZM99 23L97 24L98 25V28L100 29L101 27L99 26ZM136 23V22H135ZM146 23V22H145ZM162 23V22H161ZM171 23V22H170ZM183 23V22H182ZM193 23V22H192ZM197 23V22H196ZM222 23V24H223ZM1 24H3V23H0V25ZM13 24V23H12ZM11 24V25H12ZM85 24V25H84ZM109 24H112V23H109ZM113 24H118V23H113ZM153 24V23H152ZM164 24V23H163ZM169 24V23H168ZM184 24V23H183ZM216 24V23H215ZM225 24V23H224ZM236 24V23H235ZM248 24H251V22L249 23L248 22ZM33 25V24H32ZM32 25H30V27L32 26ZM46 25H48V24H46ZM53 25V24H52ZM58 25V24H57ZM75 25V26H76ZM94 25V26H93ZM96 25V26H97ZM155 25H156V23H155ZM158 25V24H157ZM199 25V24H198ZM2 26V25H1ZM0 26V27H1ZM13 26V25H12ZM42 26H44L43 24H42ZM49 26H51L50 24H49ZM61 26V25H60ZM60 26L58 27V28H60ZM75 26H72V27H74L75 28ZM77 26H76V28H77ZM112 26V25H111ZM111 26H106V27H108L109 28V30L111 29V28H113V27H111ZM114 26V25H113ZM118 26V25H117ZM150 26V25H149ZM165 26V25H164ZM200 26V25H199ZM219 26V25H218ZM231 26V25H230ZM248 26V25H247ZM3 27H5V26H3ZM2 27V28H3ZM54 27H55V25H54ZM83 27H81L82 28V30H86V31H90V30H92L93 31V29H91V28H88L89 30H87L86 28L85 29H83ZM114 27H116V26H114ZM120 27H122L121 25H120ZM120 27H118V28H120ZM145 27V26H144ZM153 27V26H152ZM6 28V27H5ZM11 28V27H10ZM10 28H6V29H10ZM18 28V27H17ZM16 28V30H20V28H24V26L23 25H21V27L20 28H18L17 29ZM27 28V27H26ZM25 28V29H26ZM29 28V27H28ZM43 28H45V27H43ZM47 28H50V30L53 28H51V27H47ZM47 28H45V30L47 29ZM67 28H64L65 30H63V28H62V31L65 33V31H67ZM71 28V27H70ZM81 28H79V30H81ZM108 28H106L107 30H108ZM117 28V27H116ZM117 28V29H118ZM194 28V27H193ZM196 28V27H195ZM194 28V29H195ZM224 28V27H223ZM228 28H231V27H228ZM13 29V28H12ZM11 29V33L10 34H13L14 32L16 33V30L13 32V30ZM24 29V30H25ZM32 30H33V32H35V35L36 34H38L36 31H37V29H36V31H34L35 29L34 28H31ZM40 29H42V28H39V30ZM56 29V28H55ZM95 29V28H94ZM97 29V28H96ZM95 29V30H96ZM98 29V30H99ZM105 29V30H106ZM115 30V29H112V30H115L116 31V33H115V31H110L113 35L115 34V35H117V31H119V29L118 30ZM123 28H120V30H121V32H118V33H121L122 35H123V33L122 32H124L123 30H122ZM222 29V28H221ZM246 29V28H245ZM4 30L5 29H3V30H1V28H0V41L2 42V41H4L5 39H8V36H7V34L9 33V31L8 30H5V31H8V33L6 32V35H5V33H4ZM23 30V31H24ZM32 30H30V31H32ZM43 30V29H42ZM41 30V31H42ZM49 29H48V31H50ZM53 30H54V28H53ZM58 30V29H57ZM56 30V31H57ZM68 30H69V28H68ZM101 30V29H100ZM107 30L106 31H104V32H107ZM223 30V29H222ZM232 30V29H231ZM22 30H20V32H21ZM22 31V32H23ZM30 31H28L29 32V36H30V34L31 33H33V32H31L30 33ZM47 31V30H46ZM60 32H62L61 30H59ZM74 31V30H73ZM76 32L78 31V30H75ZM75 31L73 32L74 34H76L75 33ZM86 31H84L83 33L82 32H80V31H78V32H80L81 34H83V36L85 37V38H90V35H89V37H86L87 36V32ZM103 31V30H102ZM158 31H160V30H158ZM165 31V30H164ZM221 31V30H220ZM229 31V30H228ZM51 32L53 33V31L51 30ZM68 32H72L71 30L70 31H68ZM78 32H77V34L74 36V38H75V40L74 41H78V40H80V39H77V35H79L78 34ZM86 32V33H85ZM114 32V33H113ZM135 32V31H134ZM152 32V31H151ZM200 32V31H199ZM206 32V31H205ZM205 32H204V34H205ZM225 32V31H224ZM227 32V31H226ZM230 32V31H229ZM238 32V31H237ZM255 32V31H254ZM14 33V34H15ZM19 32L17 31V34H18ZM50 33V32H49ZM55 33H58V32H55ZM84 33L86 34V36L84 35ZM95 33V32H94ZM109 32H107V35H110V33L108 34ZM161 33V32H160ZM182 33V32H181ZM207 33V32H206ZM219 33V32H218ZM228 33V32H227ZM226 33V34H227ZM51 34V33H50ZM73 34V35H74ZM91 34V33H90ZM98 34V33H97ZM128 35H129V33H127ZM187 34V33H186ZM222 34V33H221ZM9 35V34H8ZM16 35V34H15ZM15 35H11V36H14L15 37ZM28 35H26V36H19L20 38L21 37H28ZM35 35H33V40L34 41H31L29 38H27L28 39V42L29 41H31L33 44L34 43H37L38 42V40L41 38L40 36V38H38V35L36 36L37 38H38V40L37 39H34L35 37ZM43 35V34H42ZM41 35V36H42ZM54 35V34H53ZM56 35V34H55ZM54 35V36H55ZM62 35V34H61ZM66 35V34H65ZM92 35V34H91ZM114 35V36H115ZM199 35H200V33H199ZM231 35V34H230ZM234 35H236V34H234ZM241 35V34H240ZM247 35V34H246ZM260 35V34H259ZM5 36H7V38H4ZM18 36H16V37H18ZM32 36V35H31ZM51 36V35H50ZM49 36V38H54L53 39V43L55 44L56 43V47L58 48V47H61V46H63V45H61L60 44V46H59V42L60 43H63L64 45H65V43L67 44V46L68 45H70V46H68V47H70V49L72 50V48H71V43H72V41H73V39L72 38H70L67 42L66 41H64V42H62V37L64 36H60L61 38L59 39L58 38V36H59V33H58V35H56L57 36V38H55L54 36L53 37H50ZM71 36H72V33H71ZM83 36H81V37H83ZM112 36V35H111ZM109 37L110 39H113V38H115V39H117L116 37H118L119 36V34H118V36H112V37ZM155 36V35H154ZM233 36V35H232ZM243 36V35H242ZM44 35L42 36V38L44 39ZM64 37H67V39L70 37V36H64ZM80 37V36H79ZM78 37V38H79ZM80 37V38H81ZM84 37H83V40L84 41H82L81 42V44L83 45V43L85 44V47L86 46H88V44L86 45V43H87V41H88V39H84ZM99 37V36H98ZM123 37V36H122ZM126 37V36H125ZM11 38V37H10ZM9 38V39H10ZM19 38V39H20ZM41 38V39H42ZM46 38V37H45ZM91 38H93V36L91 37ZM119 38V37H118ZM149 38V37H148ZM153 38V37H152ZM152 38L150 39V41L152 40ZM175 38V37H174ZM180 38V37H179ZM233 38V37H232ZM9 39L7 40V44H8V46H7V44L5 43V41L4 42H2V43H0V123L1 122H6V123H10V122H13V123H11L13 126H14V128H12V129H14V131H16L15 129H17V130H19V129H23V127L24 126H27V128L29 129V128H31L30 126H36L35 124L36 123H34V122H36V120H33L32 118H27V115L26 114H24V113H21V111H19V114H17V116H14V115H11L10 114V112L9 111H12V112H14V108H12V107H15L16 105H19V106H24V108L22 109V110H24V109H27L26 107H30V105H34V103H36V102H34V100H35V97L36 96H40V94L41 95H43L42 97H43V102H42V105L43 106H40L41 107V109L42 108H49V107H47V106H50V104L53 106V105H63L64 104V106L66 105L65 103H62L61 101H62V99H64L65 100V98L67 99V98H72V97H76L77 99H79V100H82V101H80V102H87L85 105H84V107L86 106V107H88V109H89V107L91 108V110L89 109V111H92V107L91 106H93V104H92V100L93 99H91L90 97H88V96H90V95H95L94 93H96V92H88L86 89H84L85 87H92L93 88V82H92V79L94 80V82H96L95 81V78H100V75L98 76V75H96V74H94V73H96V72H92L94 75H96V76H98V77H94V76H91V71H93V69L91 68V70H88V69H86L84 66H82L81 65V63H85V61H83L82 59H84V58H81V60L83 61V62H80V60H79V56H80V53L82 54V51L84 52V55L85 54H87V55H83V57H86V56H88V55H90L91 53H93V48L94 47H96V46H93L92 48H90L92 45H90V46H88L89 48H90V50H89V48L88 49H84L83 48V46H80V42L77 44L78 46H80V50H81V48H83L86 52H88V51H90L89 53L90 54H88V53H86L83 49H82V51H78L79 52V56H77L76 54H75V52L78 54V52H77V50L79 49V48H77V49H74V50H72V51H70V52H74L73 54L72 53H69L68 52V50H67V52L69 53H67L66 55H63V56H60V57H53L52 56V52H51V50H50V48L48 49V50H43L42 48H44V47H46L47 46V44L48 43H46V45H44V47H43V44H45V43H43V41H45V40H43V41H41V39H40V41H41V43H42V48L41 49H39V52H37V50H36V53L35 54H33L34 53V47H36V46H34L33 48H32V50H33V53L31 54V53H29L28 51H30V50H28V48L26 47L27 45H29V43L28 42H26L27 40L26 39H24L23 40V42L22 43H26L27 45H25V46H23V47H25L26 49H24L23 48V50L21 51L20 50V48L22 47V45H24V44H22L21 43V41L20 40H18L19 42H20V46L18 45L17 46V43L19 44V42L17 41V43L15 42V45L18 47H16V46H14V44L11 42V39H13L12 41L14 42V41H16L17 40V38H16V40H14L15 38H11L10 39V41H9ZM23 39V38H22ZM47 39V38H46ZM56 39V41L59 39V41H57L58 42V46H57V42H54V40ZM62 39V40H61ZM94 39V38H93ZM96 39V38H95ZM103 39V38H102ZM108 39V38H107ZM156 39V38H155ZM154 39V40H155ZM158 39V38H157ZM35 40H36V42H35ZM71 40V41H70ZM82 40V39H81ZM85 40H87L86 41V43H85ZM100 41H101V39H99ZM118 40V39H117ZM146 40V39H145ZM153 40V41H154ZM9 41V42H8ZM39 41V42H40ZM73 41V42H74ZM89 41H92V39H90ZM88 41V43H91V42H89ZM163 41V40H162ZM242 41V40H241ZM247 41V40H246ZM12 44H11V43ZM38 42V43H39ZM70 42V43H69ZM98 42V41H97ZM160 42V41H159ZM185 42V41H184ZM248 42V41H247ZM253 42V41H252ZM32 43H30V45H32L33 46V44ZM41 43H39L40 45H41ZM69 43V44H68ZM77 43V42H76ZM75 43V44H76ZM94 43V42H93ZM99 43H103L102 41L101 42H99ZM22 44V45H21ZM39 44H36V45H39ZM107 44V43H106ZM105 44V45H106ZM9 45H10V47L13 45V47L16 49H14L13 47V49L14 50H11L10 48H9ZM77 45H75L76 47H78ZM97 45H100L99 47L101 48V44H97ZM105 45H102V47L103 46H105ZM206 45V44H205ZM242 45V44H241ZM248 45H249V43H248ZM49 46L51 47V45L49 44ZM53 46H55V45H53ZM52 46V47H53ZM66 45L64 46L65 48L67 47ZM73 46H74V44H73ZM212 46V45H211ZM20 47V48H19ZM31 47V46H30ZM39 47V46H38ZM37 47V48H38ZM41 47V46H40ZM55 47V50L57 49ZM62 48V49H59L60 50V52H61V50H65V52H64V50L62 51V52H64V53H66V49L65 48ZM98 47V46H97ZM97 47H96V49H97ZM120 47V46H119ZM125 47V46H124ZM128 47V46H127ZM213 47V46H212ZM231 47V46H230ZM230 47H229V51H230ZM255 47H257V46H255ZM259 47V46H258ZM10 50H9V49ZM75 48V47H74ZM107 48V47H106ZM109 48V47H108ZM111 48V47H110ZM113 48V47H112ZM111 48V49H112ZM123 48V47H122ZM217 48V47H216ZM236 48V47H235ZM245 48V47H244ZM19 49V50H18ZM30 49V48H29ZM54 49V47L52 48V50ZM58 49L56 50V51H58ZM69 49V48H68ZM93 49V50H92ZM113 49H116V48H113ZM118 50H119V48H117ZM116 49V50H117ZM125 49L126 48H124V49H121V51L122 50H124L125 51ZM181 50L182 49H184V48H180ZM179 49V50H180ZM193 49V48H192ZM205 49V48H204ZM210 49V48H209ZM215 49V48H214ZM234 49V48H233ZM254 49V48H253ZM21 51V52H19V54H21L22 52H24V50H27L26 52H28L27 54H23L22 56H24L25 57V55L27 56V57H25L26 59H28V57L29 58H31L32 59V62L31 61H29V60H31V59H29V60H27V61H29L28 63L26 62V60H25V58L24 57H21V55H19L18 53H15V52H18V51ZM42 50V51H41ZM91 50H92V52H91ZM98 50H102L101 51V54H103V52H104V50L105 49H103V48H101V49H99L98 48ZM97 50V51H98ZM127 50H130V49H126V51ZM143 50V49H142ZM164 50V49H163ZM161 51V52H164V51ZM178 50V49H177ZM177 50H174V51H177ZM178 50V51H179ZM180 50V51H181ZM185 50V49H184ZM183 50V51H184ZM207 50V49H206ZM260 50V49H259ZM55 51V52H56ZM96 51V50H95ZM107 52H106V55H107V57H106V55L105 54H103V59H106L105 61L106 62H110V64H112V65H121V64H125L126 65V63H124L125 62V59H121V58H124V57H122V55H120L121 56V58H118V57H120L119 56V53H118V51L116 52V53H114L115 52V50L113 51H111L110 50V52L111 53H113V56L114 57H111L112 56V54L108 51V50H106ZM120 51V52H121ZM151 51V50H150ZM158 50H156V52H157ZM167 51V50H166ZM170 51L171 50H169V54H168V52L167 53H165V55L167 54V55H170ZM173 51V50H172ZM173 51V52H174ZM179 51V52H180ZM183 51L182 52H180V54L178 53V54H174L173 56H175V55H182V59L184 58L183 56V54H181V53H183ZM186 51V50H185ZM192 50H190L189 52H188V50L185 52V54L186 55H188V57H186V59L187 58H189L190 57V55H192V57H190V58H192V59H194V60H192V59H189L190 60V62H191V64H195L194 66L192 65L190 68L192 69V70H190L191 72H189L188 70V68L187 69H185V70H187L188 71V74L190 73H192L193 74V72L195 73L196 71H198L197 73H196V75H199L200 76V78H201V75L200 74H202L203 72H204V69H208L207 67H211L212 69H213V72L210 74V79H211V77L213 76V73H214V77H215V79H217V80H219L220 82H218L219 84L221 83V85H222V83H224V85L226 84V85H228V86H231V88H235L236 86H240V85H242V82L243 81H245V80H248V77H246L247 75H249V73L248 74H246L247 73V71H242V70H245L247 67H248V65L251 67V69H252V71H250L251 72V75L253 74L254 75V73H257V71L258 72H260V70H261V72L262 71H264V65H263V67H261V63H259V61L258 60H250V59H247V60H245V56L243 57L244 58V62H243V60H241L240 59V57H238V59L236 58V60L238 61V62H236V63H238L239 65H234V64H236L233 60L235 59H233V58H231L230 56V59H232V61L234 62H231L230 60H229V58H227V60H225V58H224V60L226 61L225 63H223L224 62V60L222 59L221 60V58H222V56H219L218 54H216L217 53V51H216V53H215V51H214V53L216 54V55H218V57H220V60L222 61H220L219 60V58L218 57H216V55H215V58L213 57L214 56V53H210L211 55L213 54V56L210 58V54L209 53H207V52H204L203 54H205V53H207V54H209V56L208 55H202V54H200V52L198 51V52H196V50L194 51H192V53H190ZM233 51H235V50H233ZM258 51V50H257ZM31 52V51H30ZM59 52V51H58ZM61 52V53H62ZM129 52H131V51H129ZM156 52L154 51L153 52V54L155 53V55H157L156 54ZM159 52H160V50H159ZM188 52V53H187ZM25 53V52H24ZM57 53V52H56ZM61 53H60V55H61ZM111 54V55H108V54ZM122 53H124V52H122ZM121 53V54H122ZM236 53V52H235ZM18 54V55H17ZM32 55L31 57L30 56H28V55ZM75 54V55H74ZM93 54H95L96 56H97V54H98V56L99 55H101L100 54V52H98V53H93ZM115 54V55H114ZM116 54H118V57L116 58ZM126 54H127V52H126ZM133 54V53H132ZM152 54V55H153ZM162 54L163 53H161V56H160V58L161 57H163V58H165L166 56H162ZM257 54V53H256ZM55 55V54H54ZM124 55V54H123ZM128 55V54H127ZM147 55V54H146ZM185 55V56H186ZM225 55V54H224ZM230 55H232V54H230ZM258 55V54H257ZM264 55V54H263ZM20 56V57H19ZM82 56V55H81ZM158 56H159V54L157 55V59H158ZM170 56H172V55H170ZM173 56H172V58H173ZM93 57V56H92ZM95 57V56H94ZM94 57L93 58H91V61L94 59ZM102 57V56H101ZM101 57L99 56V59L100 60H98V57L96 58V61L98 60V62L100 61H104V60H102L101 59ZM126 57H128V60H129V55L128 56H126ZM225 57V56H224ZM253 57H255V56H253ZM252 57V58H253ZM261 57H264V56H261ZM20 58H24V60H25V62L28 64L27 66L28 67H26L25 66V64L26 63H24V60L23 59H20ZM168 58H169V56H168ZM179 58V56H177V58L176 59H174L173 60V62H175V61H178L177 59ZM249 58H251V57H249ZM251 58V59H252ZM89 59V58H88ZM88 59H87V62H88ZM127 59V58H126ZM138 59V58H137ZM139 59H141V58H139ZM143 59V58H142ZM166 59V58H165ZM171 59V58H170ZM169 59V60H170ZM180 59V58H179ZM130 60H131V58H130ZM133 60H136V59H132L131 61L133 62ZM168 60V61H169ZM172 60V59H171ZM170 60V61H171ZM235 60V61H236ZM260 60V59H259ZM89 61H90V59H89ZM104 61V62H105ZM130 61V62H131ZM166 61H167V59H166ZM168 61L166 62V63H168ZM169 61V62H170ZM182 61V60H181ZM181 61H178V62H176L177 64L176 65H179V67H180V64H179V62L180 63H182ZM227 61H229L228 63H227ZM23 62V63H22ZM86 62V64H87V68H90L89 66H88V63H90V62H88L87 63ZM94 62V61H93ZM104 62H102L103 64H104ZM105 62V63H106ZM128 63H130L129 61H127ZM135 62V61H134ZM133 62V63H134ZM138 62H141V61H137V62H135L134 64H136V63H138ZM149 62V61H148ZM44 64V65H46V66H41V67H43V68H41V67H39L40 69H38V67H36V68H33V67H31L32 65H35V66H38L37 64ZM83 63V64H84ZM96 63V62H95ZM94 63V64H95ZM186 63H187V61H186ZM233 63V65L234 66H237V68H238V72L236 71V72H234V71H232L231 69L233 68L232 66L233 65H231V64ZM40 64H39V66H40ZM91 64V63H90ZM96 64H98V63H96ZM96 64L95 65H93V64H91V65H93L94 67L96 66ZM132 64V63H131ZM149 64H150V62H149ZM169 64V63H168ZM167 64V65H168ZM171 64H175V63H172V61H171ZM171 64H170V66H171ZM188 64V63H187ZM186 64V65H187ZM107 65H108V63H107ZM107 65H106V67H107ZM128 65H130V64H128ZM127 65V66H128ZM142 65H143V62H142ZM154 65V64H153ZM175 65V66H176ZM104 66V65H103ZM122 66V65H121ZM121 66L119 67L118 66V69L119 68H121ZM131 66H135V67H138V66H140L139 64H137V65H131ZM148 66V65H147ZM151 66V65H150ZM155 66H157V64L155 65ZM154 66V67H155ZM110 67H111V65H109V68L108 69H110ZM123 67V66H122ZM153 67V66H152ZM174 66H172L171 68H173ZM181 67H182V65H181ZM185 67V66H184ZM100 70H101V68L100 67H98ZM115 68V67H114ZM123 68H126V67H123ZM128 69H129V66L127 67ZM131 68H133V67H131ZM130 68V73H132L131 71H133V69H131ZM145 68V67H144ZM161 68V67H160ZM165 68V67H164ZM171 68H169V69H171ZM178 68V67H177ZM176 68V69H177ZM211 68H209L208 70H210ZM242 68V69H241ZM117 68L115 69V70H118ZM122 69V68H121ZM136 69V68H135ZM135 69H134V72L136 73V72H138V70L136 69V71H135ZM139 69V71H142V72H144L143 70H142V68H138ZM141 69V70H140ZM180 69V68H179ZM178 69V70H179ZM183 69V68H182ZM249 68H247V70H248ZM250 69V70H251ZM106 70V69H105ZM105 70H103L104 72H105ZM111 70H112V68H111ZM125 70V69H124ZM148 70V69H147ZM185 70H183V71H185ZM201 70V71H200ZM208 70H206V72L208 71ZM237 70V69H236ZM239 70L240 71H242V72H239ZM86 71H89L90 73H89V75L91 76V77H93V78H91L89 75H87L86 74V76H85V73H86ZM94 71H96L95 69H94ZM102 71V72H103ZM114 71V70H113ZM119 71V70H118ZM158 71V70H157ZM157 71L155 72V75L156 74H158L157 73ZM181 71V70H180ZM193 71V72H192ZM103 72V73H104ZM117 72V71H116ZM115 72V74H117ZM121 72H123L122 70L121 71H119V73L121 74ZM149 72V71H148ZM151 72V71H150ZM158 72H160V71H158ZM211 72V71H210ZM98 73H100L101 74V76L102 75H104L103 73H101L99 70H98V72H97V74ZM125 73H126V71H125ZM127 73H128V71H127ZM145 74H142V76H143V78L146 76L147 77V74H146V72H144ZM154 73V72H153ZM152 72H151V76H152V74H153ZM160 73H162V72H160ZM106 74V73H105ZM120 74H118L119 76H121ZM137 74V73H136ZM140 74V73H139ZM163 74V73H162ZM190 74H189V76H190ZM77 75V77L78 76H80V77H75ZM113 74H111V76H112ZM123 75V74H122ZM129 75V74H128ZM127 75V76H128ZM178 75H180V74H178ZM185 75V74H184ZM195 75V76H196ZM205 75V74H204ZM207 76H208V74H206ZM219 75V76H218ZM252 75V76H253ZM111 76L109 77V73L108 74H106V78L107 77H109L108 79H110L111 78ZM124 76V78H126V76L125 75H123ZM131 76V75H130ZM130 76H128L129 78H130ZM135 76V75H134ZM133 76V77H134ZM137 76V75H136ZM141 76V77H142ZM156 76H158V75H156ZM160 76H162L161 74H160ZM164 76V75H163ZM162 76V77H163ZM251 76V77H252ZM139 77H140V75H139ZM139 77H137V80L139 81ZM148 77H150V75L148 76ZM154 77V76H153ZM183 77V76H182ZM190 77H192V75L190 76ZM197 78H198V76H196ZM258 76H255L254 78L256 79ZM101 78H104V76L103 77H101ZM105 78V79H106ZM112 78H113V76H112ZM119 78V77H118ZM151 78V77H150ZM154 78H156L157 79V77H154ZM192 78H195L194 76L192 77ZM253 78V77H252ZM253 78V79H254ZM107 79V80H108ZM126 79H128V78H126ZM130 79H133V78H130ZM141 79V78H140ZM159 79H160V77H159ZM158 79V80H159ZM177 79H181V78H176V80ZM183 79V78H182ZM199 79V78H198ZM204 79H206V78H204ZM258 79V78H257ZM85 81V82H78V81ZM99 79H97V81H98ZM103 80V79H102ZM112 80V79H111ZM118 80H120V79H118ZM122 80V79H121ZM129 80V79H128ZM134 80H135V77H134ZM143 80V79H142ZM141 80V81H142ZM150 80V79H149ZM152 80V79H151ZM174 80V79H173ZM184 80V79H183ZM208 80V79H207ZM259 80H260V78H259ZM31 81H36V82H39L40 84H42L43 83V87H41V88H39L40 89V91H39V89H38V87H37V89H38V91H36L35 92V90L33 91V86H31V87H29L30 88V90L32 89V91H30L29 89H28V84L29 83H31ZM101 81V80H100ZM115 82H117V83H119L120 84V82H121V86H122V84L123 83H125V85H127V84H129L130 82L128 81V83L127 82H124V81H126V80H123V81H117V80H114ZM153 81V80H152ZM156 81V80H155ZM155 81H153V83H156ZM161 81V79L158 81V83ZM199 81V80H198ZM201 81V80H200ZM199 81V82H200ZM203 81V80H202ZM228 83H226V82ZM249 81V80H248ZM253 81V80H252ZM42 82V83H41ZM107 82V81H106ZM109 82V81H108ZM111 82V81H110ZM123 82V83H122ZM135 82H137V81H135ZM140 82V81H139ZM144 82V81H143ZM145 82H147L146 81V79H145ZM150 82V83H149ZM171 82H172V80H171ZM174 82V81H173ZM180 82V81H179ZM204 82V81H203ZM208 82V81H207ZM258 82V81H257ZM33 83V82H32ZM32 83H31V85H32ZM101 83V82H100ZM102 83H105V81L104 82H102ZM112 83H113V81H112ZM132 83H133V81H132ZM147 83H149L150 85L152 84L153 85V83L151 82V81H148ZM175 83V82H174ZM177 83H178V80H177ZM183 83V82H182ZM202 83V82H201ZM209 83V82H208ZM250 83H253V82H250ZM248 84L249 86L246 88V89H248L249 90V88H250V90L252 91V92H256L257 93V96L255 97V99L256 100H258L259 102H263L264 103V96L263 95H261L260 94V88H259V90H258V87H255V85L257 84H255L254 86L252 85V86H250L251 84ZM255 83V82H254ZM253 83V84H254ZM35 84V83H34ZM33 84V85H34ZM38 84V83H37ZM96 84H97V82H96ZM116 84V83H115ZM114 84V85H115ZM118 84V86H120ZM162 84V83H161ZM179 84V83H178ZM204 84V83H203ZM11 85L12 86H16L15 88H14V93H9L10 91H9V89H10V87H11ZM95 85V84H94ZM105 85H107V83H105ZM109 85H110V83H109ZM113 85V84H112ZM117 85V84H116ZM133 85V86H132ZM131 86L134 88L135 86L138 88V85H140L139 86V92L141 91L140 89L142 88V86H141V82H140V84H136L135 83V85H134V83L132 84ZM146 84H144L143 85V91L142 92H144V91H149V93H151L150 92V90L149 89H146L144 86H145ZM150 85H148L147 84V86H150ZM205 85H207V83L205 84ZM245 86L244 87H246V84H244ZM97 85H95L94 86V88L96 87ZM102 85H100V87H101ZM123 86H124V84H123ZM128 86H130V85H128ZM154 86H155V84H154ZM156 86H159V87H157V88H162V87H160V85H156ZM156 86H155V89H156ZM165 86V85H164ZM179 87H180V85H178ZM181 86H182V84H181ZM185 86V85H184ZM213 86V85H212ZM84 87V88H83ZM98 87V86H97ZM99 87V88H100ZM109 87V86H108ZM116 87V86H115ZM141 87V88H140ZM153 87V86H152ZM174 87V86H173ZM183 87V86H182ZM222 87V86H221ZM242 87V86H241ZM262 87V86H261ZM91 88V89H92ZM104 88V87H103ZM107 88V87H106ZM113 87H111L110 89H112ZM163 88H165V87H163ZM163 88H162V90H163ZM183 88H185V87H183ZM182 88V89H183ZM210 89L212 88H214V86L213 87H209ZM217 88V87H216ZM213 89L214 91H219V89ZM222 88H224V86L222 87ZM225 88H227V86L225 87ZM257 88V89H256ZM12 89V91H13V87L11 88ZM36 89V88H35ZM101 89V88H100ZM105 89V88H104ZM103 89V90H104ZM107 89H109V88H107ZM115 88H113L112 90L115 92L116 90H114ZM121 89V88H120ZM135 89V88H134ZM153 89V88H152ZM154 89V90H155ZM173 89V88H172ZM175 89V88H174ZM192 89V88H191ZM16 90H17V92H16ZM90 90V89H89ZM102 90V89H101ZM100 90V91H101ZM126 92H125V94H127V90L126 89H124ZM157 90V89H156ZM162 90H157L160 94L162 93V92H164V91H162ZM167 90L169 91V93H171L170 95H169V93L168 94H165L166 96L167 95H169V97L172 95V96H174V92L172 93L171 92V88L170 89H168L167 88ZM167 90H166V93H167ZM187 89H184L183 91L181 90V92H184V91H186ZM199 90V89H198ZM241 90V89H240ZM98 91V94L100 93V91L99 90H97ZM118 91V90H117ZM129 91V90H128ZM132 91H133V89H132ZM135 91V90H134ZM172 91H175V90H172ZM217 91V92H218ZM263 91V90H262ZM18 94V101H16V102H14L13 101V103L10 101L11 99H13L12 97L13 96H15V95H13V94H16V93ZM111 92V91H110ZM110 92L108 93L109 95H110ZM136 92V91H135ZM226 92V91H225ZM252 92H251V95H252ZM264 92V91H263ZM112 93V92H111ZM116 93H118L119 95H121L120 93H119V91L118 92H116ZM121 93H123V91L121 92ZM131 92H129L127 95L129 96V94H130ZM141 93V92H140ZM146 93V92H145ZM155 93V92H154ZM154 93L152 92L151 93V95L149 96V97H147V95H149L148 94V92L146 93V94H144L145 96H146V98H147V100L145 99V96L143 97L142 95V97L148 102L150 99H151V96H152V94H153V96H154ZM175 93H176V95H178L177 94V92L175 91ZM179 93V92H178ZM187 93V92H186ZM194 93V92H193ZM226 93H228V92H226ZM246 93V92H245ZM262 93V92H261ZM100 94H102V93H100ZM114 94V93H113ZM112 94V95H113ZM132 94H135V93H133L132 92ZM138 94V93H137ZM137 94H135V95H137ZM143 94V93H142ZM157 95H158V97H159V94L158 93H156ZM155 94V95H156ZM219 94H221L222 95V93H220L219 92ZM225 94V93H224ZM224 94L222 95V96H224ZM103 95H104V93H103ZM108 95V96H109ZM117 94H115V96H116ZM126 95V96H127ZM131 95V94H130ZM175 95V96H176ZM197 95V94H196ZM201 96H202V94H200ZM206 95V94H205ZM235 95H237V94H234L233 93V96L235 97ZM253 95H255V93L253 94ZM96 96V95H95ZM101 96V95H100ZM99 96V97H100ZM111 96V95H110ZM123 96V95H122ZM133 97H135V98H137V99H139L140 97L139 96H134V95H132ZM201 96H200V98H201ZM218 96V95H217ZM229 95L227 94V97H228ZM98 97V98H99ZM104 97H106V96H104ZM121 97V96H120ZM131 97V96H130ZM141 97V98H142ZM168 97V96H167ZM178 97H181V98H183V96H181L180 94L178 95ZM178 97H176V98H178ZM192 97V96H191ZM191 97H189V98H191ZM230 97H232V96H230ZM74 98H72V99H74ZM75 98V99H76ZM92 98H94V97H92ZM96 98H97V96H96ZM102 98V97H101ZM115 98V97H114ZM114 98H112V96H111V98L110 99H113V102H115V100L117 99H115L114 100ZM128 98V97H127ZM140 98V100H142ZM149 98V99H148ZM153 98V97H152ZM155 98H157V96H155L154 97V99ZM161 98H163V99H160V97L158 98V99H160V100H162V101H164L165 100V98L166 97H162V95H161ZM172 98V97H171ZM171 98H167V99H170L171 100ZM188 98V97H187ZM186 98V99H187ZM188 98V99H189ZM212 98V97H211ZM211 98H207L208 100H207V102L208 101H210L211 100ZM229 98V97H228ZM40 99V98H39ZM77 99H76V102H77ZM100 99V98H99ZM105 99H108L107 97L105 98ZM129 99V98H128ZM154 99H151V101L153 102L154 101ZM158 99H155L156 100V102L155 103H158L157 102V100ZM180 99V98H179ZM202 99V98H201ZM214 99H215V97H214ZM217 99V98H216ZM96 100V99H95ZM131 100H134V102L136 103V99H131ZM131 100H129V101H131ZM139 100V101H140ZM177 101H178V99H176ZM175 100V101H176ZM181 101H179L180 103H182V104H184V105H182V107L184 106H190V104H189V102L191 101V100H193L192 98H191V100L189 99V101L187 102V101H185V103H183L182 102V100L184 101L185 99H180ZM213 100V99H212ZM211 100V101H212ZM218 100V99H217ZM237 99H236V97H235V101H236ZM243 100V99H242ZM253 100V99H252ZM38 101H41V100H38ZM37 101V102H38ZM72 101V100H71ZM71 101L69 102V103H71ZM90 101H91V103H90ZM94 101V100H93ZM98 101H100V100H98ZM103 101H105V103H106V101L107 100H103ZM121 101V100H120ZM128 101V102H129ZM138 101V100H137ZM143 101V100H142ZM151 101H149V102H151ZM165 101H167V100H165ZM165 101H164V103H165ZM172 102V104H175V103H178V102ZM228 102H229V100H227ZM243 101H245V100H243ZM242 101V102H243ZM247 101V104H248V99L246 100ZM257 101V102H258ZM11 102V103H10ZM66 102V101H65ZM68 102H67V104H68ZM74 102V101H73ZM95 102V101H94ZM93 102V103H94ZM97 102V101H96ZM108 102H110V104H111V101H108ZM112 102V103H113ZM118 102H119V100H118ZM118 102H116V103H118ZM126 102H127V100H126ZM133 101H131V103H132ZM148 102V103H149ZM187 102V103H186ZM192 102V101H191ZM190 102V103H191ZM205 102V101H204ZM207 102H205V103H207ZM214 104L215 103H217V101L215 100V102H214V100L212 101ZM211 102V103H212ZM225 102V101H224ZM227 102V103H228ZM239 101L237 100V103H238ZM252 102H254V101H252ZM62 103V104H61ZM98 103H100V102H98ZM97 103V104H98ZM104 103V104H105ZM121 103L122 102H120V107H123V106H121ZM139 103V102H138ZM142 103H145V102H142ZM148 103L147 104H142V105H145V107L148 109V107L146 106V105H148ZM168 103H169V101H168ZM196 103V102H195ZM230 103V102H229ZM240 103H241V101H240ZM245 103V102H244ZM243 103V104H244ZM45 104H49V105H47L46 107H44L45 106ZM73 104V103H72ZM75 104H77V103H75ZM74 104V105H75ZM80 103H79V101H78V104L77 105H79ZM82 104V103H81ZM119 104V103H118ZM122 104H129V103H125V101H123V103ZM159 104H161V101L159 102ZM165 104H167V103H165ZM171 103H169V105H170ZM186 104V105H185ZM187 104H189V105H187ZM199 104H201V103H199ZM210 104V103H209ZM225 104V103H224ZM232 104V103H231ZM242 104V103H241ZM241 104H239V105H241ZM243 104H242V107L244 108V106H243ZM260 104H262V103H260ZM260 104H256V106H258V105H260ZM94 105H95V103H94ZM101 105V104H100ZM106 105V104H105ZM108 105H109V103H108ZM107 105V106H108ZM116 104H114L113 106H115ZM151 105H153L154 106V108L156 109V108H158V107H156L155 105H157V104H151ZM162 105H164L163 103L161 104V106ZM175 105H177V104H175ZM179 105V104H178ZM202 105V104H201ZM217 107L216 108H220V103H217ZM226 105V104H225ZM236 105V103L234 104V106ZM239 105H238V108H239ZM249 105V107L251 108V110H250V108L247 106V105H245V107L246 108H248L249 109V111H253V109L255 108V107H253V109H252V107L251 106H253V105H251V104H248ZM255 105V104H254ZM264 105V104H263ZM35 106V105H34ZM36 106H37V104H36ZM35 106V107H36ZM38 106H39V104H38ZM50 107L49 109H50V111L51 110H53V109H55L56 110V108H53V107H57V106H53V107ZM60 106V107H61ZM76 106V105H75ZM81 106H83V104L81 105ZM96 106V105H95ZM112 107V105H109V107ZM116 106H118L119 107V105H116ZM129 106H131L130 104H129ZM133 106V105H132ZM131 106V107H132ZM149 106V105H148ZM153 106L151 107V108H153ZM158 106V105H157ZM160 106V105H159ZM160 106V107H161ZM166 106V105H165ZM164 106V107H165ZM191 106H193V104L191 105ZM196 106H197V103H196ZM203 106V105H202ZM208 106V105H207ZM216 106V105H215ZM227 106V105H226ZM232 106V105H231ZM230 105L229 106H227L228 108H230L231 107ZM18 107V106H17ZM60 107H57L58 109H60V111L62 112V107L60 108ZM69 107V106H68ZM86 107H85V113L87 112L86 110ZM97 107V106H96ZM99 107V106H98ZM101 107V106H100ZM104 107V106H103ZM108 107V108H109ZM110 107V108H111ZM119 107V108H120ZM127 107V106H126ZM134 107H135V105H134ZM134 107H133V109H134ZM159 107V108H160ZM194 107V106H193ZM192 107V108H193ZM237 107V106H236ZM259 107V106H258ZM262 106H260V108H261ZM16 108V107H15ZM51 108H53V109H51ZM64 108V107H63ZM117 108V107H116ZM128 108V107H127ZM143 108V107H142ZM158 108V109H159ZM163 108V107H162ZM168 108H169V106H168ZM177 108V107H176ZM195 108V107H194ZM193 108V109H194ZM223 108H224V106H223ZM232 108H234V107H232ZM241 108V107H240ZM239 108V109H240ZM243 108H241V109H243ZM260 108H257V109H259L260 110ZM11 109V110H10ZM13 109V110H12ZM29 109V108H28ZM30 109H33V107H30ZM39 109V108H38ZM57 109V110H58ZM64 109H67L66 107L64 108ZM76 109H80V107L79 108H77L76 107ZM81 109H83V108H81ZM114 109V108H113ZM120 109H125L126 110V108L124 107V108H120ZM132 109V108H131ZM132 109V110H133ZM146 109V110H147ZM158 109H156L157 111H158ZM190 109V108H189ZM204 109V108H203ZM239 109H237V110H235V109H233L235 112H237V111H239L240 113L242 112H244L245 111V109H244V111L242 110L241 111V109L239 110ZM257 109H256V111H257ZM263 109H264V106H263ZM262 109V110H263ZM19 110V109H18ZM17 110V111H18ZM36 109H34V111H35ZM48 110V109H47ZM56 110V111H57ZM68 110V109H67ZM66 110V111H67ZM98 110V109H97ZM101 110V109H100ZM115 110V109H114ZM118 110V109H117ZM117 110H116V113H118L117 112ZM138 110H140V109H138ZM151 110V109H150ZM163 110V109H162ZM175 110V109H174ZM262 110H260V111H262ZM26 111V110H25ZM30 111V110H29ZM28 111V113H30L31 115H34V114H36V112L33 114V110H31V112H29ZM38 111H40V109L38 110ZM42 111V110H41ZM40 111V112H41ZM55 111V112H56ZM60 111H57V113L56 114H58V115H60L61 114V112ZM64 111V110H63ZM69 111H71L70 109L68 110V112ZM73 111H75V110H73ZM99 111V110H98ZM103 111H104V109H103ZM110 111V110H109ZM120 111V110H119ZM130 111V110H129ZM134 111V110H133ZM152 111H155V110H152ZM159 111H160V109H159ZM214 111V110H213ZM216 111H217V109H216ZM234 111H233V113H234ZM264 111V110H263ZM11 112V113H12ZM16 112V111H15ZM15 112H14V114H15ZM46 112V111H45ZM54 112V110L52 111V113ZM72 112V111H71ZM75 112H77V111H75ZM80 112V110H78V113ZM108 112V111H107ZM127 112V111H126ZM126 112H125V114H126ZM136 112V111H135ZM134 112V113H135ZM140 112V111H139ZM146 112V111H145ZM145 112H141L143 115H145ZM147 112H149L148 110H147ZM151 112V111H150ZM209 112V111H208ZM212 112V111H211ZM219 112V110L217 111V113ZM255 112V109H254V111L253 112H250V114L251 113H254ZM258 112V111H257ZM39 113V112H38ZM37 113V114H38ZM47 113V112H46ZM48 113H49V111H48ZM48 113H47V115H48ZM51 113V114H52ZM70 113V112H69ZM69 113H68V115H69ZM78 113H76V114H78ZM82 113V112H81ZM89 113V115H90V112H88ZM87 113V114H88ZM94 113V112H93ZM99 113H100V111H99ZM103 113V112H102ZM122 113V112H121ZM124 113V112H123ZM129 113V112H128ZM132 113V112H131ZM130 113V114H131ZM205 113V112H204ZM212 113H214V112H212ZM221 113V112H220ZM233 113H230V115L232 114V115H234ZM39 114H42V117H41V115H39L40 117L39 118H42V120L41 121H43L44 119V117H43V115L45 114H43V111H42V113H39ZM51 114H49V118H51L52 116L54 117L56 114H54V115H51ZM65 114H67V112L65 113ZM73 114V113H72ZM92 114V113H91ZM95 114V113H94ZM107 114H109L110 115V113H107ZM111 114H112V112H111ZM115 114V113H114ZM119 114V113H118ZM138 114H140V113H138ZM181 114V113H180ZM223 114V113H222ZM222 114H221V116H222ZM244 114V113H243ZM242 114V115H243ZM245 114H247L246 112H245ZM244 114V115H245ZM249 114V113H248ZM260 114L261 115H259L260 116V118H261V116H263L264 117V113L262 114L261 112H260ZM46 115V114H45ZM46 115V116H47ZM50 115H51V117H50ZM62 115H63V112H62ZM68 115H65V116H68ZM79 115V114H78ZM96 115H99V114H96ZM113 115V114H112ZM121 114H119V116H120ZM133 114H131V116H132ZM136 115V114H135ZM160 115V114H159ZM173 115V114H172ZM200 115V114H199ZM205 115V114H204ZM206 115H207V113H206ZM210 115V114H209ZM214 115V114H213ZM223 115H225V114H223ZM227 115V114H226ZM252 115V114H251ZM254 115H256L257 116V114L255 113ZM30 116V115H29ZM38 116V115H37ZM72 116V115H71ZM75 116H77V115H75ZM79 116H81V114L79 115ZM84 116V115H83ZM108 116V115H107ZM107 116H103L104 118H108ZM114 116V115H113ZM113 116H111V118L110 119H112V117ZM121 116H124V115H121ZM127 116V115H126ZM130 116V115H129ZM130 116V117H131ZM168 116H169V113H168ZM212 116V115H211ZM217 116V115H216ZM246 116V115H245ZM248 116V115H247ZM250 116V115H249ZM33 117V116H32ZM61 117V116H60ZM60 117H56L57 119H58V121L60 120ZM78 117V116H77ZM87 117V116H86ZM85 117V118H86ZM90 117H93V115L92 116H90ZM97 117V116H96ZM102 117V118H103ZM115 117V116H114ZM133 117V116H132ZM140 117V116H139ZM147 117V116H146ZM205 117V116H204ZM244 117V116H243ZM46 118V117H45ZM55 118V117H54ZM62 118V117H61ZM65 118V117H64ZM64 118H62V119H64ZM69 118H70V116H69ZM76 118V117H75ZM84 118V117H83ZM94 118H95V115H94ZM101 118V119H102ZM116 118V117H115ZM120 119H121V117H119ZM127 118V117H126ZM145 118V116L143 117V119ZM171 118V117H170ZM208 118V117H207ZM212 118V117H211ZM214 118V117H213ZM219 118H221V117H219ZM231 118V117H230ZM37 119H38V117H37ZM74 119V118H73ZM91 119V118H90ZM89 119V120H90ZM99 118H97V120H98ZM100 119V120H101ZM109 119V120H110ZM119 119V120H120ZM133 119H135V118H133ZM138 119V121H139V119L140 118H136V120ZM169 119V118H168ZM200 119V118H199ZM244 119V118H243ZM242 119V120H243ZM40 120V119H39ZM55 120V119H54ZM67 120V119H66ZM69 120H71V119H69ZM78 120V119H77ZM88 120V119H87ZM96 120V119H95ZM103 120V119H102ZM114 120V119H113ZM116 120V119H115ZM118 120V119H117ZM123 120H127V119H123ZM132 120V119H131ZM135 120V121H136ZM173 120V119H172ZM186 119H184V121H185ZM217 120V119H216ZM215 120V121H216ZM51 121H53V120H51ZM56 121V120H55ZM103 121H105V120H103ZM102 121V122H103ZM108 121V120H107ZM111 121V120H110ZM122 121V120H121ZM130 120H128V126L130 125V122H129ZM137 121V122H138ZM146 121H147V119H146ZM181 122H182V120H180ZM231 121V120H230ZM229 121V122H230ZM239 121H241V120H239ZM244 121V120H243ZM45 122H47V123H49L48 121H45ZM60 122V121H59ZM72 122H76V121H72ZM80 122V121H79ZM81 122H83V120L81 121ZM86 121H85V119H84V124H86L85 123ZM88 122V121H87ZM91 122V121H90ZM113 122V121H112ZM112 122H110V123H112ZM116 122V121H115ZM123 122V121H122ZM136 122V123H137ZM140 122H142V120L140 121ZM186 122V121H185ZM199 122V121H198ZM210 122V121H209ZM212 122V121H211ZM223 122V121H222ZM250 122V121H249ZM252 122V121H251ZM254 122V121H253ZM260 122V121H259ZM4 123H3V125H4ZM19 123V124H18ZM52 123V122H51ZM53 123H54V121H53ZM52 123V124H53ZM61 123V122H60ZM65 122H63V124H64ZM67 123H69V122H67ZM71 123V122H70ZM78 123V122H77ZM76 123V124H77ZM101 123V122H100ZM105 123V122H104ZM114 123V122H113ZM125 125H126V121L125 122H123ZM135 123V124H136ZM142 123H144V121L142 122ZM147 123V122H146ZM177 123V122H176ZM233 123L234 122H232L231 124L233 125ZM239 123V122H238ZM241 123V122H240ZM243 123V122H242ZM246 123V122H245ZM258 125H259V123L258 122H256ZM261 123V122H260ZM38 124H41L42 125V123L39 121L38 122ZM50 124V123H49ZM55 125L57 124V123H54ZM74 124V123H73ZM83 124V125H84ZM88 124V123H87ZM91 124V123H90ZM93 124H94V122H93ZM106 124V123H105ZM107 124H108V122H107ZM131 124H134V122H132ZM147 124H149V123H147ZM201 124V123H200ZM209 124V123H208ZM228 124V123H227ZM230 124V125H231ZM251 124V123H250ZM254 124V123H253ZM3 125H1L2 127H3ZM8 126H7V128L9 127V124H7ZM60 125H62V124H60ZM59 125V127L61 128V126ZM65 125H66V123H65ZM70 126L69 127H71V124H69ZM82 125V126H83ZM100 125V124H99ZM111 125V124H110ZM110 125H107L108 127L110 126ZM117 125H118V123H117ZM139 124L137 123V126H138ZM146 125V124H145ZM191 125V124H190ZM199 125V124H198ZM222 125V124H221ZM229 125V124H228ZM229 125V126H230ZM4 126H6V125H4ZM29 126V127H28ZM46 126H48V125H46ZM52 126V125H51ZM56 126H58V124L56 125ZM80 126V125H79ZM78 126V127H79ZM81 126V127H82ZM106 126V125H105ZM112 126V125H111ZM111 126H110V128H111ZM114 126V125H113ZM132 126L133 125H131V126H129V129H130V127L132 128ZM143 126V125H142ZM150 126H151V124H150ZM212 126H214V125H212ZM228 126V127H229ZM2 127H0V128H2ZM37 127V126H36ZM35 127V128H36ZM38 127H39V129L41 128V127H43V126H39L38 125ZM53 127V126H52ZM63 127V126H62ZM67 127V126H66ZM74 127H75V124H74ZM78 127H76L77 128V130H79L78 129ZM84 127L85 126H83V129H84ZM123 127V126H122ZM127 127V126H126ZM134 127V126H133ZM139 127H141V125H139ZM147 131H149V129H151V127H149V125L147 126V127H145V126H143ZM173 127V126H172ZM184 127V126H183ZM187 127V126H186ZM215 128H216V126H214ZM225 127V126H224ZM227 127V128H228ZM234 127V126H233ZM246 127V126H245ZM244 127V128H245ZM254 127V126H253ZM252 127V128H253ZM44 128V127H43ZM55 128V127H54ZM68 128V127H67ZM67 128L65 129V130H67ZM86 128V127H85ZM91 127H89V129H90ZM95 128V127H94ZM105 128V127H104ZM107 128V127H106ZM124 128H125V126H124ZM135 128H136V126H135ZM160 128V127H159ZM212 128V127H211ZM210 128V130L212 131V130H214L213 128L211 129ZM256 128V127H255ZM4 129V127L1 129V130H3ZM25 129V128H24ZM24 129H23V131H24ZM27 129V130H28ZM50 128H48L46 131H48ZM70 129V128H69ZM75 129V128H74ZM97 129V128H96ZM102 128H100V130H101ZM112 130H113V128H111ZM110 129V130H111ZM116 129V128H115ZM114 129V130H115ZM133 129V128H132ZM190 129V128H189ZM217 129V128H216ZM230 129V128H229ZM228 129V130H229ZM246 129H248V127L247 128H245V130ZM258 129V128H257ZM6 130V129H5ZM5 130H3V131H5ZM8 130H9V128H8ZM34 130V131H33ZM44 130V129H43ZM56 130H57V128H56ZM71 130H72V128H71ZM76 130V131H77ZM107 129H105V131H106ZM108 130H109V128H108ZM107 130V131H108ZM126 130H128V128H126ZM136 130H137V132H138V130H139V128H136ZM141 130V131H140ZM139 131L142 133V132H144V129L143 128H141ZM145 130V131H146ZM154 130V129H153ZM197 130V129H196ZM227 130V131H228ZM250 130V129H249ZM22 131V130H21ZM20 131V133H22ZM32 131L33 132H35L36 130L34 129V127H33V129H32ZM32 131H28L29 132V134L32 132ZM39 131H41V129L39 130ZM45 131V132H46ZM50 131V130H49ZM48 131V132H49ZM58 131V130H57ZM67 131H69V130H67ZM81 131V130H80ZM97 131V130H96ZM103 131V129L101 130V132ZM121 131H123V129L121 130ZM125 131V130H124ZM123 131V133L126 135V131L124 132ZM135 131V130H134ZM150 131H152V130H150ZM215 131V130H214ZM232 131V130H231ZM234 131V130H233ZM241 131V130H240ZM248 131V130H247ZM253 131V130H252ZM258 131V130H257ZM17 132V131H16ZM42 132V131H41ZM61 132V131H60ZM66 132V131H65ZM89 132V131H88ZM91 132V131H90ZM86 133V134H88V135H90V134H93L92 132L91 133ZM100 132V133H101ZM115 132V134H116V131H114ZM196 132V131H195ZM194 132V133H195ZM221 132V131H220ZM242 132V131H241ZM9 133V132H8ZM10 133H11V131H10ZM14 133V132H13ZM36 133V132H35ZM43 133V132H42ZM47 133V132H46ZM51 133V132H50ZM57 135H58V132H55ZM55 133H51L52 135L51 136H54L55 135ZM77 133V132H76ZM95 133V132H94ZM105 133V132H104ZM111 133V132H110ZM122 133V134H123ZM129 134L131 133V131L129 130V132H128ZM136 133V132H135ZM140 133V135H142ZM152 133V132H151ZM198 133V132H197ZM211 133V132H210ZM213 133V132H212ZM211 133V134H212ZM224 133V132H223ZM235 133V132H234ZM237 133V132H236ZM2 134V133H1ZM7 134V133H6ZM5 134V135H6ZM15 134H17V133H15ZM15 134H13V135H15ZM24 134V133H23ZM22 134V135H23ZM25 134H27V131L25 132ZM37 134V133H36ZM36 134H34L33 133V136L34 135H36ZM48 134V133H47ZM54 134V135H53ZM65 134V133H64ZM63 133L61 134V135H64ZM67 134V133H66ZM65 134V135H66ZM81 134V133H80ZM83 134V133H82ZM99 134V133H98ZM118 134L120 135V132H118ZM129 134H128V136H129ZM132 134V133H131ZM173 134V133H172ZM239 134H240V132H239ZM12 135V134H11ZM18 135V134H17ZM22 135H21V137H22ZM38 135V134H37ZM50 135V134H49ZM87 135V136H88ZM96 135H97V133H96ZM100 135V134H99ZM119 135H118V137H119ZM133 135V134H132ZM197 135V134H196ZM203 135V134H202ZM221 135V134H220ZM225 135V134H224ZM231 135V134H230ZM10 136V135H9ZM20 135H18L17 137H19ZM24 136V135H23ZM46 136V135H45ZM79 136V135H78ZM81 136V135H80ZM121 136V135H120ZM134 136V135H133ZM133 136H131V137H133ZM136 136H139V133H138V135H136ZM186 136V135H185ZM188 136V135H187ZM226 136V135H225ZM242 136V135H241ZM4 137V136H3ZM7 137V136H6ZM25 137V136H24ZM227 137V136H226ZM234 137V136H233ZM233 137H232V142H233ZM12 138H13V136H12ZM11 138V139H12ZM23 138V137H22ZM38 138V137H37ZM101 138H103V137H101ZM128 138V137H127ZM135 138V137H134ZM153 138V137H152ZM191 138H192V136H191ZM197 138V137H196ZM203 138H204V136H203ZM214 138V137H213ZM216 138V137H215ZM219 138V137H218ZM14 139V138H13ZM16 139V138H15ZM99 139V138H98ZM121 139H122V137H121ZM123 139H125V136H124V138ZM130 139V138H129ZM162 139V138H161ZM170 139V138H169ZM208 139V138H207ZM223 139H224V137H223ZM2 140V139H1ZM103 140V139H102ZM101 140V141H102ZM153 140V139H152ZM193 140V139H192ZM191 140V141H192ZM216 140H217V138H216ZM226 140V139H225ZM240 140V139H239ZM112 141V140H111ZM131 141V140H130ZM167 141V140H166ZM178 141V140H177ZM176 141V142H177ZM185 141L186 142H188L186 139H185ZM231 141V140H230ZM15 142V141H14ZM107 142V141H106ZM110 142V141H109ZM137 142V141H136ZM161 142V141H160ZM225 142V141H224ZM223 142V143H224ZM231 142V143H232ZM237 142V141H236ZM139 143V142H138ZM178 143V142H177ZM199 143V142H198ZM202 143V142H201ZM200 143V144H201ZM188 144V143H187ZM192 144V143H191ZM209 144V143H208ZM228 144V143H227ZM194 145V144H193ZM196 145V144H195ZM202 145V144H201ZM206 145V144H205ZM233 145H236V144H233ZM243 145V144H242ZM188 146V145H187ZM208 147V146H207ZM212 147V146H211ZM236 147V146H235ZM108 148V147H107ZM195 148V147H194ZM209 148V147H208ZM4 149L5 148H3L2 150L4 151ZM7 149V148H6ZM0 150H1V148H0ZM109 151V150H108ZM14 152V153H13ZM33 152V151H32ZM21 153L23 154V156H20L21 155ZM21 153H15V151H13L12 149H7V150H5L4 152H2V151H0V229H2V231L1 232H3V237H4V235H5V238L4 239H0V264H29V263H31V262H33V263H35V264H47V263H45V262H43L42 263V261L44 260V258H45V260H46V258L49 260V262H51V263H53L54 264V261H55V263H56V260H58V256H60V255H63L62 253H69L70 254V258H68L69 260L71 259L72 260V262H73V259L74 260H78L79 261V264H134L135 262H133L132 263V261L133 260H131V261H129L130 259H131V257H132V255H134V254H136V255H138L137 254V251H139V252H141V251H143L142 253H143V256H141L140 255V257L141 258H138L137 260H140V259H142V260H145L146 261V263L149 261V262H153L154 260L155 261H157V262H161L162 260L163 261H165L164 259V257H166V255H168V254H171L172 255V253H173V258H175L174 259V264H264V242H255L254 243V241H250V242H248V243H239V242H226V243H223V242H220L219 241V239L221 240V238H220V236L222 235L223 236V233H222V231L224 232V235L226 234V233H228V234H230V235H233V233L235 232V231H239V230H241L242 231V227L240 228V225H242V224H240V221H241V217H243V215L241 216V214L243 213L242 211H244V210H238V212H237V210L235 211L236 212V214H229V216H227L226 218H225V213L226 212H220V213H218V210H216L215 209V206H214V208L213 207H211L210 206V208L212 209H210V210H207V211H205L204 212V214H203V216H204V218L205 217H209L210 219L209 220H211V222L213 221V223L217 226H221V228L219 227V228H217V227H214V225H212V226H209V227H207V225L206 224H204V222L203 223H200V222H198V223H200L202 226H201V229H203V228H205V225H206V228H207V230L205 229V232L206 233H204L205 235H209V236H205L206 238H208L209 240L208 241H205L204 239H206V238H204L203 239V237H202V235H201V237H202V239L205 241V243H204V241L202 242V243H204L203 245H202V247L201 246H199V247H201V249H199V247L197 248V249H199V250H197V249H193L191 246V243L193 244L194 242L196 243V241L194 240V239H199V240H201V238L200 237H198L201 233H200V231H203V230H201V229H199L198 231H195L196 229H198V228H194L195 226H194V224H196V223H193V222H190V221H184L183 220V218H182V221H184L185 222V224L186 225H184L183 223V225H180L179 223L178 224H176V223H174V221H172V222H167V223H165V222H162V219L161 220H156L157 219V217H156V219H154V217L155 216H157V215H152V213H153V207H150V204L153 206V204L152 203H150V202H148V201H141V202H146V203H141V202H138V203H141V206H139V215L140 216H138V214H137V212H135V211H138L137 209H135V206L137 205L136 203V201H138V198H137V200L134 202L135 204H133L132 202V204L128 201V199H130L127 195V197L125 196V198L127 199H125V198H123L126 202H129L130 203V206L132 205L134 208L133 209H135V211L134 212H132L131 211V213H136V215H137V217H139V218H141V219H138V218H136V215L135 214H133L134 215V217L136 218V219H138V220H143L142 218L144 217V216H146L145 218H147V220H148V217L150 218V216L152 215L153 217H152V219H151V222L148 224V228L150 229V232H143V231H141L140 230V228H139V226H138V224L136 225L135 224V222L137 221H135V218H133L132 216H128V215H126V218L125 217H123V216H125V214H123V216H121V217H123V218H125V220L124 221H122L121 219L122 218H120V215H119V213H117L118 215H119V220H121L122 222H118V221H116L115 219H112L111 220V222H109V221H107L106 219V221L107 222H109V223H107L106 221V223L107 224H105L104 223V221H103V219H102V221H103V223L105 224V225H103V226H101V221H100V214H104L105 212H107L106 210H104V213H102L101 211V213H99L98 212V214H97V216H96V214H94L93 212L95 211H97V209H98V207H95V206H93L94 208H97V209H93L92 208V205H94V204H96V202H97V204L98 203H100V202H103L104 203V201H103V199H101L102 197H104L105 199H106V197H107V199L108 198H111V196H124L127 192L129 193L130 192V190H134L135 189V186L138 184V182H135L136 180L133 178V177H131V178H133L135 181H134V184H136V185H134V187H133V185H132V183H131V181H130V178H128L127 179V177L125 178L124 177V174H125V171L127 172V174H129V176L131 175L130 174V172H132L133 170H131V168H130V170H127L128 168H129V166H128V164H127V166H126V164H125V166H126V168H121V170H120V162H119V160H118V162L119 163H117V165H118V167H116V168H114V166L112 167V164L117 160H114V162L112 163V161H106V157L104 158V157H101V158H103V159H105L104 161H106V162H108L106 165H107V167L104 169V173H103V171L102 172H100L101 174H99V173H97V172H99V171H101V170H98L97 172H93V173H90V171H88V169H94V168H88V169H86L85 168V166H84V163H82V162H84V161H82L81 162V164H83V166L84 167H81L80 166V164L78 163V161H76V160H78L77 158H76V160H74V158H73V160H74V162L76 161V163L77 164H79L78 166H77V164H76V166L79 168V167H81V168H83V170H85L86 171V173L85 172H82L83 170H79V171H75L76 169L75 168H77V167H74V168H72V167H69V166H66V168H64L63 166H62V163H60L59 161H61V162H64L65 161V159H62V160H64V161H62V160H60L59 158V161L57 160V159H55L54 158V156H55V154L53 155L52 153V156L50 155V153H49V155L51 156V157H49V155L47 154V159H49V158H53V161H54V163H52V162H49V161H47V162H49V163H47V162H44V160H42V158L43 159H46V158H44L43 156L41 157V155H42V153L41 154H39V156L41 157H37L38 159L40 158L41 159V161H43V162H41L40 161V159H39V161L38 160H35V159H37V158H34V157H36V155L33 157V156H31V157H28V156H26V153L27 152H25V154L23 153V152H21ZM35 153V151L33 152V154ZM45 152H43V154H44ZM36 154H37V151H36ZM112 154V153H111ZM29 155V154H28ZM46 155V154H45ZM62 156H63V154H61ZM94 155V154H93ZM107 155V154H106ZM113 155V154H112ZM25 156V157H24ZM30 156V155H29ZM65 156H66V154H65ZM100 156V155H99ZM108 156V155H107ZM28 157V158H27ZM49 157V158H48ZM58 157H61L60 155L58 156ZM77 157V156H76ZM108 157H113V156H108ZM80 158V157H79ZM82 158V157H81ZM95 158V157H94ZM93 158V159H94ZM99 158V157H98ZM46 159V160H47ZM57 161H55V160ZM69 158H67V160H68ZM120 159V158H119ZM45 160V161H46ZM107 160H109V158H107ZM36 161H38V162H36ZM70 161V159L68 160V162ZM86 161V160H85ZM101 161L103 162V164L105 163L102 159H101ZM100 161V162H101ZM80 162V161H79ZM89 162V161H88ZM99 162V161H98ZM111 162V163H110ZM129 162H131V161H129ZM135 162V161H134ZM109 163H110V165H109ZM116 163V162H115ZM122 163V162H121ZM67 164V163H66ZM72 164L73 165H75L74 163H73V161H72ZM86 164V163H85ZM100 164V163H99ZM132 164V163H131ZM64 165V164H63ZM87 165V164H86ZM97 165V164H96ZM101 166H102V163L100 164ZM100 165H97V166H99L100 167ZM114 165V164H113ZM135 165V164H134ZM89 166V165H88ZM87 166V167H88ZM93 166V165H92ZM104 166V165H103ZM102 166V167H103ZM146 166V165H145ZM123 167V166H122ZM128 167V168H127ZM135 167H137V166H135ZM64 168V173L62 172V170L61 169H63ZM113 168H114V170H113ZM156 168V167H155ZM75 169V170H74ZM80 169V168H79ZM115 169L117 170V171H115ZM119 169V170H118ZM61 170V171H60ZM65 170H66V173H65ZM70 170V171H74V172H72L73 173V175H74V177H75V179H76V182H74L73 180H71V183L72 182H74L73 184H75V186L73 187V188H66L65 187V185H62L61 184V182L60 181H63L64 179H62V177L64 176V175H62V174H68V175H66V176H68L69 177V173H68V171ZM95 170H97V169H95ZM140 170L141 171H143V169H140L139 168V172H140ZM162 170V169H161ZM114 171V172H113ZM144 171H145V169H144ZM149 171V170H148ZM82 172V173H81ZM88 172V173H87ZM92 172V171H91ZM122 172L124 173L123 175H122V178H125V179H127V180H129L130 181V184L132 185V187H133V189H131V186L130 185H128V186H125V185H127V183L129 182H127V183H125L123 186H125V187H123V186H121V185H119L120 184V182H118L119 184H117V185H115L116 184V182H115V184H113L114 182H112V180L114 181V179H113V174L115 175L116 174V176L119 178V176L122 174ZM138 171H136V173H137ZM154 172V170H152V171H149V172H147V173H145L147 176H148V178L146 177V176H144L145 178H143V175H145V174H143L142 175V178L143 179H141V175L139 176L138 175V177H139V179L137 180V181H139L140 179L142 180V181H149L150 180V178H149V173L151 174L150 176H152V175H154V173L152 174V173ZM85 173V174H84ZM118 173V174H117ZM136 173H134L135 175H137ZM157 173H159V172H157ZM173 173V172H172ZM188 173V172H187ZM216 173V172H215ZM71 174V173H70ZM84 174V175H83ZM132 174H133V172H132ZM133 174V175H134ZM181 174V173H180ZM224 174H226L225 172H224ZM223 174V175H224ZM112 175V177H110ZM201 175V174H200ZM206 175V174H205ZM211 175V174H210ZM210 175H208V176H210ZM227 175V174H226ZM230 175V174H229ZM66 176H64V177H66ZM71 176V175H70ZM85 176H87L85 179H86V181H84V180H82ZM125 176H127L126 174H125ZM128 176V177H129ZM181 176V175H180ZM185 176V175H184ZM215 176V174L212 176L211 175V178L210 177H205V179L206 178H209L210 180V182L212 181V182H214V180H215V183L217 182L216 180H218L217 178L219 177L218 176V174H217V177L213 180L212 179V177H214ZM221 176V175H220ZM83 177V178H82ZM115 177V176H114ZM121 177V176H120ZM137 177V176H136ZM135 177V178H136ZM154 177V176H153ZM152 177V182L153 181H155V180H157L158 178H153ZM198 177H201V176H199L198 175ZM198 177H196V178H194V179H197ZM204 177V176H203ZM222 177V176H221ZM226 177H228V175L226 176ZM238 177V176H237ZM236 177V178H237ZM116 178V177H115ZM182 178V177H181ZM180 178V179H181ZM220 178V177H219ZM223 178V177H222ZM229 178V177H228ZM235 178V177H234ZM117 179V178H116ZM165 179V178H164ZM167 179V178H166ZM179 179V178H178ZM179 179V180H180ZM193 179V180H194ZM199 179V178H198ZM203 179V178H202ZM212 179V180H211ZM227 179V178H226ZM255 179V178H254ZM66 180V179H65ZM117 180H120V178L119 179H117ZM132 180V179H131ZM159 180V179H158ZM174 180V179H173ZM176 180H177V178H176ZM200 181H201V179H199ZM207 181H208V179H206ZM223 180V183H224V181H225V179H219V181H222ZM244 180V179H243ZM256 180V179H255ZM261 180V179H260ZM68 181V180H67ZM133 181V180H132ZM167 182H168V179L166 180ZM194 181H197V180H194ZM194 181H192L191 180V182H190V180L188 181V182H190L191 184H192V182L194 183ZM208 181V182H209ZM219 181H218V183H219ZM233 181V180H232ZM231 181V182H232ZM248 182H249V180H247ZM246 181V182H247ZM250 181H252V180H250ZM254 181V180H253ZM64 182V181H63ZM62 182V183H63ZM68 182H70V181H68ZM83 182V183H82ZM122 182H124L123 180H122ZM126 182V181H125ZM151 182V181H150ZM145 183V184H148V185H150V188L148 187H145L144 189L142 188V186L144 187V182H140L139 181V183H143V185L141 184V188H139L138 187V185L136 186V187H138V188H136L135 189V191L136 190H138L139 192H140V190L143 192V194L145 193V194H147V193H149V192H157V193H159L160 194V191H163V190H165L166 192H168V193H171V194H173L172 192H173V190L175 189V190H177V189H179L178 191L180 192V190H181V194H182V191H186V186H188V185H186L185 183H184V186H185V188H183V187H181L182 185H181V183H180V181H175V182H179V187H177V188H173L172 186H174L175 184H173V185H171V186H166V187H164V188H162V189H160L161 188V183H159V182H161V181H158V183L159 184H156L157 186H159V188L155 185V190L154 189H152L151 187H153V184H155L156 183V181H155V183L153 182V183ZM164 182V181H163ZM172 182V181H171ZM181 182H183V179H182V181ZM185 182H187V179L185 180ZM197 182H199V181H197ZM209 182V183H210ZM211 182V183H212ZM229 182V181H228ZM236 182V184L238 185L239 183H237V182H239V181H236V180H234V183ZM245 182V181H244ZM71 183H63V184H66V186L68 187V184L70 185ZM165 183V182H164ZM189 183V184H190ZM211 183H210V185H211ZM233 182H232V186H233V184H234ZM83 184V185H82ZM122 184V183H121ZM129 184V183H128ZM151 184H152V186H151ZM188 184V183H187ZM200 186L202 185V183H198ZM204 184L206 185V183H204L203 182V187H205L204 186ZM213 184V183H212ZM217 184V183H216ZM228 184V183H227ZM231 184V183H230ZM230 184H228L229 186L227 187L226 185V187L224 186V184H223V188L225 189V190H227V188H229L230 187ZM176 185H178V183L176 184ZM193 185V184H192ZM209 185V184H208ZM210 185H209V188L208 189H210ZM240 185V184H239ZM81 186H84V189H80L81 188ZM145 186H147V185H145ZM194 186V185H193ZM196 186H197V184H196ZM195 186V187H196ZM213 185H211V188H215V187H212ZM157 187V188H156ZM191 189H193L192 188V186L190 185L189 186ZM188 187V188H189ZM199 187V186H198ZM202 187V186H201ZM238 186H236V187H233V188H236V190L240 187H238ZM147 188V189H146ZM182 188H183V190H182ZM206 188H207V185H206ZM205 188V189H206ZM233 188H231V189H228L229 191L230 190H232ZM241 188V187H240ZM249 188V187H248ZM258 188V187H257ZM188 190V192L189 191H193V190ZM196 191H198V189H203V188H197L196 187ZM205 189H203V190H205ZM242 189V188H241ZM260 189V188H259ZM170 191H172V192H170ZM178 191H176L177 193H178V195H177V193H175V195H177V196H175V198H177V197H180L181 195L179 194V192ZM210 192H211V190H209ZM214 191V190H213ZM261 191V190H260ZM137 192V191H136ZM138 192V193H139ZM152 192H151V194H152ZM187 192V191H186ZM203 192H205V191H203ZM230 192H235V190L234 191H230ZM237 192V191H236ZM234 193V194H237V193H239V192H237V193ZM254 192V191H253ZM253 192H252V197H253ZM207 193H208V190H207ZM206 193V194H207ZM243 193V192H242ZM247 193H248V191H247ZM257 193V192H256ZM256 193H255V195L254 196H256ZM258 193H260L259 191H258ZM257 193V194H258ZM189 194V193H188ZM217 194V193H216ZM245 194V193H244ZM128 195H130V194H128ZM133 195V194H132ZM131 195V196H132ZM137 195H140L141 196V192L139 193V194H137ZM150 195V194H149ZM161 195V194H160ZM180 195V196H179ZM192 195V194H191ZM200 195V194H199ZM205 195V194H204ZM227 195V194H226ZM239 195L241 196V194L239 193ZM243 195V194H242ZM247 195V194H246ZM135 196V195H134ZM145 196H147V195H145ZM144 196V197H145ZM156 196V195H155ZM158 196V195H157ZM157 196H156V198H155V200H157L158 198H157ZM171 197H173L174 195H170ZM185 197H186V195H184ZM183 196V194H182V196L179 198L180 200H182V197H184ZM190 196V195H189ZM207 196V195H206ZM218 197H219V194L217 195ZM223 196V195H222ZM230 196V195H229ZM231 196H234V195H231ZM237 196H238V194H237ZM238 196V198H244V196L245 195H243V197L241 196ZM159 197V196H158ZM184 197V198H185ZM191 197V196H190ZM202 197V196H201ZM228 197V196H227ZM224 198V199H228V198ZM257 197H259L258 195H257ZM115 198V197H114ZM113 197L110 199V200H112V199H114ZM117 198V197H116ZM160 198H161V196H160ZM163 198H165L164 196H163ZM162 198V199H163ZM223 198V197H222ZM106 199V200H107ZM136 199V198H135ZM140 199H143V198H140ZM140 199H139V201H140ZM147 199V198H146ZM149 199V198H148ZM167 199V198H166ZM186 199V198H185ZM188 199H189V197H188ZM230 199V198H229ZM236 199V198H235ZM105 200V201H106ZM109 199H108V201H109V204L108 205H110V201ZM155 200H153V203L155 202H157V201H155ZM211 200V199H210ZM238 200V199H237ZM108 201H106L105 203L107 204L108 203ZM113 201V200H112ZM115 201V200H114ZM113 201V202H114ZM118 201V200H117ZM120 201V200H119ZM123 201V200H122ZM122 201H120V205H121V203H122ZM124 201V202H125ZM166 201H169V200H166ZM187 201H189V200H187ZM233 201V200H232ZM235 201V200H234ZM257 201V200H256ZM123 202V203H124ZM125 202V203H126ZM158 202H160V201H158ZM165 202V201H164ZM184 202V201H183ZM212 202V201H211ZM211 202H209V203H211ZM213 202H215V201H213ZM263 203H264V201H262ZM261 202V203H262ZM94 203V204H93ZM104 203V204H105ZM112 203V202H111ZM115 203H116V201H115ZM118 203V202H117ZM160 203H162L163 204V202H160ZM166 203V202H165ZM168 203H170V202H168ZM226 203V202H225ZM231 203H233V202H231ZM254 203V202H253ZM103 204V205H104ZM167 204V203H166ZM166 204H163V206L165 207V205ZM171 204V203H170ZM201 204H203V203H201ZM219 204V205H218ZM217 204V206L216 207H218V206H221V204L220 203H218ZM230 204V203H229ZM228 204V205H229ZM119 205V204H118ZM116 206L118 209L117 210H119L120 208L119 207H121V206H127V204L125 205V204H122L121 206ZM139 205V204H138ZM138 205L136 206V208H138ZM161 205V204H160ZM228 205H227V207H228ZM236 205H238V204H236ZM245 205V204H244ZM250 205H251V203H250ZM99 206V205H98ZM101 206V205H100ZM107 206V205H106ZM128 206H129V204H128ZM131 206V207H132ZM155 206V205H154ZM158 206V207H157ZM204 206V205H203ZM222 206H223V204H222ZM232 206V205H231ZM238 206H240V204L238 205ZM238 206H236L237 208H234V206H233V212H234V210L235 209H239L238 208ZM103 207H105V206H103ZM162 207V206H161ZM164 207H162V209L164 208ZM182 207H184V208H182ZM224 208L226 207L225 205L223 206ZM246 207V206H245ZM100 208V207H99ZM115 208V207H114ZM122 208V207H121ZM127 208V207H126ZM125 208V209H126ZM155 208H159V205H157L156 204V207ZM166 208V207H165ZM165 208H164V210H165ZM169 207H167V213L166 214H168V212H169V209H168ZM175 208L176 209H174V211L176 210H178V212H179V210H180V212H179V214L181 215L182 213H186L187 212V210L188 209H186L185 208V206L184 205H182V206H175ZM249 208H251V207H248V209ZM104 209V208H103ZM107 209V208H106ZM128 209H129V207H128ZM171 209H172V211H173V208H172V205H171ZM192 209V208H191ZM191 209H190V211L189 212H193V210L191 211ZM214 209V210H213ZM232 209L230 208V210L232 211ZM252 210L254 209V208H251ZM256 210H253V212H255L254 214H256L257 212L259 213H257L258 215H259V217H257V218H259V222H257V223H254V221H255V219H254V221H252L251 220V217H249V216H251V214H252V216H254V217H252V218H256V216H258L257 214H256V216L255 215H253V213L251 212V214L247 217V213L245 214L246 215V217H247V220L248 221H252V224H253V226L256 224L257 225V228H256V226H254L255 227V229H257L256 230V232L258 231V232H264V204H259L258 205V207L257 208H255ZM100 210H101V208H100ZM228 210H229V208H228ZM229 210V211H230ZM99 211V210H98ZM103 211V210H102ZM113 211H115L114 209H113ZM112 211V212H113ZM160 211V210H159ZM166 211H164V212H166ZM184 211V212H183ZM200 211V210H199ZM217 211V212H216ZM246 211H247V209H246ZM249 211V210H248ZM110 212H111V210H110ZM112 212H111V214H112ZM117 212V211H116ZM116 212H115V214H116ZM54 213V216H55V214H57V215H59V219H69L70 221H65V219L63 220L64 222H58V218H57V220L56 219H54V217L52 218V219H54L55 221H51V218H49V221H48V218H47V220H45V221H41L40 219V221L38 222L37 221V219L35 220V218L37 217V215H43V216H45V214L46 215H50V214H53ZM89 213H93V215L91 216L90 215V217L89 218H86V217H84L85 216V214H89ZM163 213V212H162ZM170 213H171V211H170ZM173 213V212H172ZM175 213V212H174ZM110 214V213H109ZM121 215H122V213H120ZM151 214V215H150ZM166 214H164L165 216H166ZM176 215H177V217H178V215L179 214H177V212L175 213ZM175 214H171V215H167V217H172V216H174V217H176V215ZM188 214V213H187ZM28 215V217L30 218H28V217H26ZM34 215H36L35 217H34V219H33V216ZM107 214H105V216H106ZM117 215V216H118ZM130 215V214H129ZM148 215H150V216H148ZM180 215H179V217H180ZM182 215H184V214H182ZM190 215V214H189ZM191 215H192V213H191ZM206 215V216H205ZM214 215V216H213ZM244 215V216H245ZM22 216H25L24 218H28L29 220H32V221H29L28 222V220H27V222H25L26 221V219H22V220H25L24 222L26 223V224H24V222H22V220H21V223L20 222H18V221H20L19 220V218L20 217H22ZM32 218H31V217ZM60 216H62V217H64V218H61ZM108 217H110L109 215H107ZM106 216V217H107ZM112 216H113V214H112ZM115 216L116 215H114V217L113 218H115ZM128 216V217H127ZM194 216V215H193ZM202 216V217H203ZM39 217V216H38ZM42 217V216H41ZM58 217V216H57ZM69 217V218H68ZM70 217H72V219L73 220H75L74 218H77L76 220L79 222V220H81V222L79 223V224H74L73 225V223L74 222H72L71 221V219H70ZM100 217V218H99ZM105 217V218H106ZM129 217H131V218H133V219H131L130 220V218ZM44 218V217H43ZM46 218V217H45ZM102 218H104V216L102 217ZM117 218V217H116ZM128 218V220H126ZM144 218V219H145ZM197 218H198V215H197ZM200 218V217H199ZM203 218V219H204ZM206 218V219H207ZM225 218V219H224ZM79 219V220H78ZM84 219V220H83ZM178 219H180V218H178ZM189 219V218H188ZM246 219V218H245ZM250 219V220H249ZM35 220V221H34ZM62 220H59V221H62ZM110 220V219H109ZM208 220V221H209ZM244 220V218L242 219V221ZM34 221V222H33ZM148 221H150V219L148 220ZM148 221L146 222V223H148ZM181 221V222H182ZM207 220H205V222L207 223L208 222ZM250 221V222H251ZM257 221V220H256ZM67 222H72L71 224L70 223H67ZM137 222H139V221H137ZM136 222V223H137ZM142 222H144V221H142ZM178 222H180V220L178 221ZM189 222V223H188ZM197 222V221H196ZM210 221L208 222V223H210V224H213V223H211ZM22 223H23V225H25V226H23V227H26V229H24V230H22V234H19V232L21 231L20 229L19 230H17V227L19 228L21 225H22ZM140 223V222H139ZM145 223V222H144ZM143 223V224H144ZM207 223V224H208ZM21 224V225H20ZM143 224L141 225V224H139V225H141V226H143ZM199 224V225H200ZM249 224V223H248ZM145 225V224H144ZM147 225V224H146ZM190 226V228H194L195 230H193V229H191L192 231L188 234L189 236H187L188 238V243L190 244H187V242H185V245H187V246H184V245H179L178 244V246L176 247V246H169V244L170 243H172V245H173V242H175V243H177L176 241H179V242H184V240L182 239L181 240V238L179 239V237H177V238H175L176 236H178L179 234H182V230H185L187 227H189ZM250 226H251V224H249ZM140 226V227H141ZM243 226V225H242ZM250 226H246V229L247 228H250ZM252 226V227H253ZM146 227V226H145ZM197 227H198V225H197ZM244 227V226H243ZM147 228V229H148ZM200 228V227H199ZM77 229V230H76ZM163 229V230H162ZM245 229V228H244ZM253 229V228H252ZM248 231H249V229H247ZM246 230V231H247ZM254 230V229H253ZM73 231L75 232V231H78L79 232V234H80V236H78V234H76L78 237H75V238H77V242L75 241V242H71V243H69V245L68 246H66V243H68V242H70L69 240H71L72 238H74V237H71L70 235L73 233ZM149 231V230H148ZM188 231H190V229L188 230ZM241 231H239L238 232V234H242V233H240ZM245 231V230H244ZM245 231V232H246ZM1 232H0V234H1ZM185 232H187L186 230H185ZM194 232H199V234L197 233V238L195 237V235H194ZM222 234H221V233ZM226 232V233H225ZM195 233V234H196ZM186 234V233H185ZM185 234H183L184 236H186ZM203 234V233H202ZM219 234H221V235H219ZM234 234H236V233H234ZM73 236V235H72ZM75 236V235H74ZM106 236V237H105ZM236 236V235H235ZM89 237V238H88ZM107 238V239H105V238ZM113 237H115V238H113ZM226 237V236H225ZM75 238H74V240H75ZM183 238V237H182ZM231 238V237H230ZM237 238V237H236ZM178 239V240H177ZM198 240V242L197 243H199V242H201V241H199ZM207 240V239H206ZM129 241H133V242H143V245L141 244V246H139V245H137V246H139V247H133V245H135V244H133L132 245V243H131V245L132 246H124V245H122L123 243H125V242H129ZM194 241V242H193ZM50 242H51V244H50ZM178 242V243H179ZM48 243H49V245H48ZM82 244V243H84V244H82V248L80 247V246H78L80 249H75V251L77 250V252L80 250H83V252H81V253H79V255H78V253H76L75 255H73V248H74V246L76 245V244ZM130 243V242H129ZM146 245H145V244ZM174 243V244H175ZM64 244V245H63ZM75 244V245H74ZM106 244H108L109 246H104V245H106ZM113 244H116V245H113ZM136 244H138V243H136ZM85 245V246H84ZM128 245H130V244H128ZM177 245V244H176ZM197 245V244H196ZM84 246V247H83ZM136 246V245H135ZM76 247V246H75ZM95 247H100L99 249H102V248H104L105 250L103 251V252H100V254H99V252H96V254H92V250L93 251H95ZM153 247H155V249L157 248V247H160L161 248V251H160V249H159V253L158 254H154L153 252H154V250L155 249H153ZM72 249V250H71ZM150 249V250H149ZM158 249V248H157ZM156 249V250H157ZM65 250H67V251H65ZM148 250V251H147ZM151 250H152V252H151ZM175 250L177 251V252H180L179 254L178 253H176L175 252ZM158 251V250H157ZM156 251V252H157ZM86 253V256L85 257H83V255H82V253L85 255V253ZM174 252H175V254H176V256L174 255ZM65 253V254H66ZM98 253V254H97ZM80 254L82 255V257L80 256ZM127 255V257H128V260H126L125 261V259H123V255ZM178 254V255H177ZM68 255V254H67ZM103 255V256H102ZM200 255V256H199ZM65 256V255H64ZM98 256V257H97ZM102 256V257H101ZM169 256V255H168ZM67 257V256H66ZM97 259H96V258ZM171 257V258H172ZM199 257V258H198ZM43 259L42 261H41V259ZM136 258H137V256H136ZM135 258V259H136ZM171 258L169 259V260H171ZM62 259V258H61ZM65 259V258H64ZM64 259H63V262H64ZM84 259V260H83ZM94 259H95V262H94ZM154 259V260H153ZM199 259V260H198ZM44 260V261H45ZM69 260H65V262L64 263H67V264H69V263H71V261H69ZM93 260V262H91V261ZM150 260H153V261H150ZM62 261V260H61ZM145 261L143 262V263H145ZM154 261V262H155ZM162 261V262H163ZM41 262V263H40ZM48 262V263H49ZM75 262V261H74ZM140 262V261H139ZM156 262V263H157ZM167 262V261H166ZM166 262H163V264L164 263H166ZM58 263V262H57ZM56 263V264H57ZM61 262H59L58 264H60ZM63 263V264H64ZM141 263V262H140ZM143 263H141V264H143ZM155 263V264H156ZM167 263H169V264H171V262L169 261V262H167ZM172 263V264H173ZM72 264H77V261H76V263H72ZM136 264V263H135ZM148 264H150V263H148ZM154 264V263H153ZM157 264H159V263H157ZM162 264V263H161Z\"/></svg>","mask_w":264,"mask_h":264}]
</instances>
